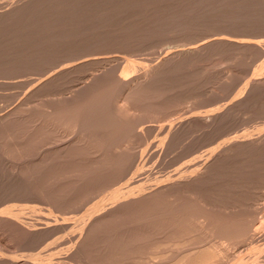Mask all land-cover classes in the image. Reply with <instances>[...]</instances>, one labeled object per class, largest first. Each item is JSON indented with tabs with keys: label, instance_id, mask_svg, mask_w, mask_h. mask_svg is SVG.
Masks as SVG:
<instances>
[{
	"label": "rangeland",
	"instance_id": "1",
	"mask_svg": "<svg viewBox=\"0 0 264 264\" xmlns=\"http://www.w3.org/2000/svg\"><path fill=\"white\" fill-rule=\"evenodd\" d=\"M4 1H5V3H4ZM4 1H0L1 3H2V5H4V6H2V7H0V10H4L5 8H8L10 5V3L11 2H15V0H11V2H10V0H4ZM9 1V2H8ZM16 1H18V0H16ZM64 1V2H63ZM94 1L95 0H90V1H88V0H62V1H59L61 4H62V2H63V6H61V7H64V9L62 8L61 9V7L60 6H57L56 4H59V5H61L60 3H58V1H53L52 2V4L50 3L49 4V2H48V5H47V9H45L44 7L45 6H43L42 7V5L40 6V7H37L34 11H30V13L31 12H37V13H40V15H39V17L37 18V16L38 15H35V13L33 14V13H31V14H33L34 15V17H36L37 18V20L39 19L40 20V16H41V18H43V16L46 14V18H47V14L49 15L48 16V18H47V20H46V18H45V16H44V18L43 19H41L40 21L38 20V24L39 25H42L41 23H43V21L42 20H44V21H47V22H44V24L46 25V27L45 28H47V29H44V31H42L43 29L42 28H44L43 26H45L44 24H43V26H40L41 28H38L39 26H36V23L34 24V22H35V20H36V18H32V16L33 15H31L30 16V13H29V11L27 12V13H25L26 15H27V17H28V19L26 18V19H24L23 17H26V15H24V16H20L19 18H21V20H23V21H21V20H17V19H19V18H17L16 20H12L11 22H9L8 24L7 23H5L7 26L9 25L10 27H7V26H5V28L7 29L8 28V30H9V32L10 33H12L13 34V32L12 31H17L18 29H19V26H18V28L16 27L17 25H18V22H19V25L21 24L22 25V23L23 22H25V23H23V24H26V25H23V27L25 28V26H28V24H30L29 25V29L32 31V29L34 30V29H36V30H34V32L32 31H29V33H28V30L29 29H27V28H25V30H26V33H28L27 34V36H29V37H27V38H25V36L26 35H24V38H20V36L18 35V34H20L21 32H19V31H21L22 30V33L23 34H26V33H24L25 31H24V28H21V30H18L17 32L15 31V33H16V35H18L19 36V38L20 39H23V42H20V41H22V40H20L19 38H17V39H19V40H17L16 39V35H15V33L13 34V36L15 37V39L17 40H15L14 39V37H12V34H11V36L10 35H8L7 36V38H6V34H5V32L6 33H8V30L7 31H5V29H3L2 28V30H0V32H1V34H0V37L2 38V40H4V41H0V45L1 44H3V45H1V47H0V52L2 51L1 49L4 47L5 49H8L10 46L12 47V45H13V47L15 46L13 43H15V41L18 43V42H20V44L21 43H24V44H27L26 43V41L28 42V44H29V46L31 47V45L30 44H32V43H34V44H32V46L34 47V49H32V47H31V49L32 50H34V52L33 53H35V51H36V53L35 54H31V53H29L30 54V59L29 60H27L26 61V58L28 57L29 58V56H25V54L26 55H28V52H26L25 54H23V51H22V47L24 46H21V48L19 49V50H21L22 51V53L19 51H17V50H14L13 51V48H9V51H13V52H15L16 54H20L22 57V60L23 59H25V60H23V62L24 61H26V62H24V63H26V64H24L23 62H22V67H21V62L20 61H22V60H20L21 58H19V60H18V58L17 57H19V54H18V56L16 55H12V57H16L17 58V60L20 62V63H18V64H20V67H19V69H18V66H17V68L16 69H14V71L16 70V71H18V72H12V70L13 69H10V71H11V73H10V71H9V73H8V71L6 70V72H7V74H5L6 72H5V65L6 64H8V66H6V68L7 67H11V63H12V61L10 62V59H9V57L8 56H10L13 52H10V54H8L9 53V51L8 50H4V51H2L3 53H7L8 54V56H5L3 59H6L5 61L6 62H4V60H2L1 59V57L2 56H0V60L1 61H3V63H5V65L3 66V63H2V66H0L1 67V69H0V71H4L3 73L6 75L5 77H8V78H3L2 76H4V75H2L3 73L1 72L0 73V78H1V83H0V117H4L5 116V114H9V113H12V112H14V111H16V110H18V109H20V107H19V105L21 106V108H23L22 107V105H24L25 103H27V102H29V106L30 107H33V108H35L36 109V112L37 113H39L40 112V109L41 108H43L44 107V105L45 104H47V100H51L52 98H58V97H63V95L65 96V95H68V94H70L71 93V90H70V93H69V90H68V88L70 87L71 89H72V87H80L84 82V80H85V82H87L88 80L87 79H91V78H89L90 76L91 77H93L92 76V74L93 75H95V74H99L100 72H102L103 70H106V69H112V68H117V71H118V73H120L121 71H120V69L121 68H123L125 65H126V62H130V63H133V64H135L136 66H135V71H133V72H129L130 74L129 75H127V77H131V76H136V75H141L142 74V72L144 73L146 70V68L148 67H150L152 64L154 65V63L156 64L157 62H159V60H161V59H163L166 55H168L169 53H171V52H173L174 50H176V49H178V48H187V47H194V46H197V45H200V44H202V43H204V42H207V41H210V40H213V39H216V38H231V39H233V38H235L236 40H238V38H239V40H240V38H242L243 40L245 39L246 40V38H247V40L246 41H249V42H258V40L259 41H263L264 40V25H262V24H264V18H263V16H264V13H263V15L261 14L262 13V11H261V13H260V10L259 9H264L263 7H264V5H262L263 7H261V8H259V6L261 5V4H264V3H262V2H264V0H262V2H259V1H261V0H257L256 1V4L258 3V6L254 3V1L255 0H252L253 2H252V7H256V8H259L258 10H259V12H257L256 11V9L254 10V8H252V7H250V6H248V5H251V3L250 4H248V3H246L245 2V0L244 1H242V0H213V1H211V0H209V2H210V6H211V2L213 3V5H212V8L210 7V6H208V8L210 7L211 9H213V11H212V13H211V11L209 12L208 11V13L206 12L205 14H207V15H209V16H207V18L205 17V15H203V19L204 20H206L205 21V23H204V20L202 19V16H200L199 17V20L200 19H202V21L201 22H203L202 24H201V22L198 20L197 22H198V24H197V22L196 23H194L195 24V29L194 30H192V29H190L189 27H192L193 28V26H194V24H192V25H187V27H185V29L186 28H188V29H186L187 31L190 29L191 31H188V32H190V34L189 33H184L185 32V29L183 30V31H181V30H179V32H180V35H182V36H180L179 35V32H178V30H176V31H174V30H170V28H169V26L170 27H172L171 25V23L169 22V24H171V25H168L167 24V22L164 20V19H158V20H160L161 21V24L159 23V27H161L160 25H162V24H164L165 22H166V28L164 27V30L166 29V32H168L169 30L171 31V33H170V31H169V36L165 33V31L164 30H162V29H160L159 27V29L160 30H162L161 32L163 33V34H166V36L164 35L163 36V34L161 35L159 32H160V30H158V29H155V27H157L158 26V24H155L154 25V27H153V24H152V26L150 25V23L148 22H146V21H144L145 22V24H146V28L148 27L147 25H149V27L148 28H150L151 27V30H152V28H153V30H154V32H158L157 33V35L159 34V36H157L156 37V33H154L155 35H154V37L152 36V35H150L151 37H152V39H151V37L148 35V33H151V32H148V30L149 29H144L145 27L144 26H141L142 28H137L136 29V26H133V27H131L130 25L131 24H133L136 20H133V17H135L134 19H136L139 15L138 14H140L141 12H143L142 10L143 9H141V6L143 5L144 6V10H145V4L147 5L146 6V8H147V10L149 11L148 13L146 12L147 10H145V14L148 16V18H149V16H153V14H157V12H162L160 9H162L163 10V8L165 9H168L167 11H170V7H168V6H173L174 4V7L175 6H177V4L180 2V4H178V6H177V8H178V10H179V12H180V9H182L181 11H186L185 9H189V8H193L191 5H189V3H190V1H192V0H189V3H188V0L185 2V0H183V3H182V0H175V2L172 0H169L167 3L169 4H165L166 3V1L164 0H159L160 2V4H158V0L156 1H154V0H152V3H151V1H149L150 3H151V5L149 6V3H148V0H144V2L142 1V0H134V1H132V0H130L131 2H133V3H135L134 5H133V3H131L130 1V3H131V5L128 3V2H126V0L124 1H122V0H96L95 2V4L96 5H98L97 7L94 5V4H92V3H94ZM104 1V2H103ZM114 1V2H113ZM119 1H120V3H119ZM128 1V0H127ZM136 1V2H135ZM139 1H141V2H139ZM154 1V2H153ZM194 1L195 2H200L201 4L203 3H207V1L206 0H199V1H197V0H193V2H191L190 4H196V3H194ZM202 1V2H201ZM206 1V2H205ZM51 2V1H50ZM66 2V3H65ZM92 2V3H91ZM108 2H110V3H108ZM128 3L129 5V7L127 8V6H125V4L126 3ZM141 4V6H140V8H139V3ZM157 2V3H156ZM161 2H162V4H164V5H166V6H162L163 8H161L160 6H161ZM165 2V3H164ZM172 2H174V3H172ZM176 2H178V3H176ZM241 2V3H240ZM247 2H251V0H249V1H247ZM137 3V4H136ZM144 3V4H143ZM153 3H154V5H153ZM200 3H198V4H196L195 6H194V8L196 7H198V5L200 4ZM215 3V4H214ZM243 3L244 4H246V6H248L249 8H247L246 9V6H244L243 5ZM253 3H254V6H253ZM261 3V4H260ZM54 4L56 5V7H59V8H57V9H61V10H56V7L54 6ZM70 4V5H69ZM91 4H92V6H91ZM103 4V5H102ZM106 4H108L109 5V8H108V5H107V7H106ZM119 4V5H118ZM157 4V5H156ZM184 4H186V5H184ZM1 5V4H0ZM7 5V6H6ZM50 5H51V7H52V9H54L55 8V11L57 12V13H54L55 11H53L52 9H49L48 7H50ZM90 5V6H89ZM127 5V4H126ZM135 5L137 6V7H135ZM154 7H153V6ZM160 5V6H159ZM168 5V6H167ZM190 7H189V6ZM243 5V6H242ZM96 8H95V7ZM106 7L105 8V10L104 9H102L103 7ZM114 6V7H113ZM130 6H131V9L133 8H139L140 9V11H137V9H134L135 10V12L133 11V13L135 14H137L136 16L134 15V16H131V15H133L132 14V12H131V15H129L130 14V11L128 12L127 11V9H130ZM134 6V7H133ZM148 6L151 8V9H153V10H155L156 11V9H157V12L156 13H151L150 11H152L153 12V10H149L148 9ZM157 6V7H156ZM171 6V7H172ZM182 6H184V7H186L185 9L182 7ZM215 6V7H214ZM238 6V7H237ZM3 7H5V8H3ZM50 7V8H51ZM89 7H91L90 9H89ZM99 7V8H98ZM126 7V8H125ZM160 7V8H159ZM174 7H172V8H174ZM240 7H242V9L240 8ZM244 7V8H243ZM2 8V9H1ZM40 10H39V9ZM154 8H156V9H154ZM170 8V9H169ZM196 8L194 9V10H196ZM208 9V10H211V9ZM250 8H252V10H249ZM72 9V10H71ZM94 9H97V11L98 12H94ZM101 9H102V11L104 10V12L101 14ZM132 9V10H133ZM166 9H165V11H166ZM261 9V10H262ZM37 10V11H36ZM46 10L49 12V10H51L50 12H52L53 14H57V16H59V18H58V21H57V25H55L56 24V20H55V17H54V15L52 14V16L54 17H51L50 16V12L48 13H46ZM106 10H109L110 11V13H109V11H107L108 12V15L107 14H105V16H104V13H106ZM116 10H118V11H116ZM131 10V11H132ZM241 10V11H240ZM242 10H243V12H245V13H247L248 11L249 12H251V11H255V13L257 12V13H259V14H261L258 18H261L259 21H263V23H261V22H258V21H256V20H258V18H256L255 19V17H256V15H258V14H249V16H251V17H253V18H251V17H249L248 16V14H246L247 15V18L249 17V18H251V19H254L253 21H256V23L254 24L253 22H252V20L251 19H247V23L249 24L250 22H248V20H250L253 24H254V26H250V30H249V25H245V21H244V19H245V14L244 15H242L243 14V12H242ZM38 11H40V12H38ZM42 11V12H41ZM45 11V13L44 14H42L43 12ZM154 11V12H155ZM165 11H163V12H165ZM166 11V12H167ZM240 11V12H239ZM264 11V10H263ZM74 12H76V13H74ZM139 12V13H138ZM166 12L164 13V15H163V13H162V18L164 17H166L165 15H166ZM171 12L172 11H170V12H167V14L169 15V14H171ZM196 12H197V10H196ZM242 12V13H241ZM36 13V14H37ZM67 13H69V14H67ZM88 13H90V14H88ZM95 15H94V14ZM129 13V14H128ZM150 13H151V15H150ZM215 13V14H214ZM251 13H254V12H251ZM59 14V15H58ZM110 14V15H109ZM118 14V15H117ZM141 14H144V12L143 13H141ZM145 14L144 15H140V16H142V17H139V19H140V21L142 22L143 21V16H145ZM160 14L161 13H159V14H157L158 16H159V18H160ZM181 14H182V12H181ZM203 14V13H202ZM214 14V15H213ZM63 16V20H62V16ZM73 15V16H72ZM98 15V16H97ZM112 15V16H111ZM117 17H116V16ZM127 15V16H126ZM156 15V16H157ZM168 15H167V18H168ZM211 15V16H210ZM213 15V16H212ZM56 16V15H55ZM57 16H56V19H57ZM77 16H78V18H77ZM113 16H114V19L115 20H113ZM158 16L157 17H155V15L153 16V18H158ZM196 16V15H195ZM194 16V17H195ZM217 16V17H216ZM242 18H241V17ZM262 16V17H261ZM60 17H61V19H60ZM92 17H94L93 19H92ZM107 17V18H106ZM112 17V18H111ZM127 17H129V18H127ZM211 17V18H210ZM214 17H216V18H214ZM30 18V19H29ZM50 18V19H49ZM52 18V19H51ZM97 18H98V21H99V24L100 25H98L97 23H98V21H97ZM106 18V19H105ZM109 18V19H108ZM141 18H142V20H141ZM145 18H146V16L144 17V20H145ZM206 18V19H205ZM213 18V19H212ZM34 19V20H33ZM55 20V24H54V22H52V20ZM68 19H70V20H68ZM117 19V20H116ZM138 19V18H137ZM150 19H151V21H152V18L150 17ZM194 19H197V17H195ZM240 19V20H239ZM245 19V20H246ZM29 20H30V22H29ZM34 22H33V21ZM48 20H49V23H48ZM53 20V21H54ZM94 20V21H93ZM129 20V21H128ZM132 20H133V23H132ZM165 22H164V21ZM218 20V21H217ZM20 21H21V23H20ZM51 21V22H50ZM65 21V22H64ZM81 21V22H80ZM108 21V22H107ZM111 21V22H110ZM116 21V22H115ZM131 21V23H130V25H129V22ZM137 21H139V20H137ZM135 22V23H138V22ZM139 21V23H141ZM164 23H163V22ZM12 22H17L16 23V26H14L15 24H13ZM28 22V23H27ZM40 22V23H39ZM59 22H64V23H61V25H59ZM67 22V23H66ZM74 22H76V23H74ZM95 22H97L96 24H95ZM106 22H107V24H106ZM114 22V23H113ZM210 22V23H209ZM213 22V23H212ZM257 22L258 23H261V27L260 26H256V24H257ZM13 24L12 26H14L15 28H13L12 26H11V24ZM34 24L35 26H36V28L35 27H33L32 28V24ZM48 25H47V24ZM55 25L54 27L53 26H51V25H53V24ZM68 23H69V26H67L68 25ZM80 23V25H78ZM189 22H187V24H188ZM200 23V24H199ZM37 24V25H38ZM65 24V25H64ZM94 24V25H93ZM113 24V25H112ZM142 24V23H141ZM191 24V23H190ZM251 24V23H250ZM20 25V26H21ZM115 25V26H114ZM117 25H119V26H117ZM140 26V24H137V26ZM143 25V24H142ZM201 25V26H200ZM252 25V24H251ZM1 26V25H0ZM50 26L52 29H55V27H56V29L57 30H55V31H52V29H51V31H50V27L48 28V27ZM60 26H61V28H60ZM91 28V29H98V30H94L95 32H96V35H100V34H102V32L105 34H102V36H105V37H107V40L105 39H100L101 38V35L99 36V39H100V41L102 40H104V41H106V43L104 44L103 42H100V44H99V46L97 45V46H94V45H96V43L95 42H93L94 41V39L92 40V38L93 37H95V39H97V37H96V35H95V32H93L94 33V35H93V33H92V31L93 30H91L89 27ZM97 26H100V28H101V30H99L100 28L99 27H97ZM117 26V27H116ZM131 28H130V27ZM163 26H165V24L164 25H162V27ZM189 26V27H188ZM198 26V27H197ZM208 26V27H207ZM246 26V27H245ZM1 27H3V25L1 26ZM22 27V26H21ZM31 27V28H30ZM58 27V28H57ZM70 28V29H68V28ZM74 27V28H73ZM76 27H79V28H76ZM84 27V28H83ZM95 27V28H94ZM107 27V28H106ZM109 27V28H108ZM120 27L122 28V29H120ZM127 27V28H126ZM134 27H135V30L136 31H139L138 29H143L144 31L146 30L147 31V33L144 35L143 34V32H142V30L141 31H139V32H134L135 30H134ZM144 27V28H143ZM161 27V28H162ZM182 27V26H181ZM233 27V28H232ZM257 27V28H256ZM17 28V29H16ZM60 28V29H59ZM66 28H67V30L69 31V33L67 32V30H66ZM72 28V29H71ZM75 28H76V30H75ZM86 28V29H85ZM127 29V30H130L129 32L130 33H128V31H126L125 29ZM129 28V29H128ZM169 28V29H168ZM198 28V29H197ZM245 28H247V29H245ZM1 29V28H0ZM15 29V30H14ZM42 29V30H41ZM64 29H65V31L66 32H64V33H66V34H64V33H62L63 31H64ZM81 29H82V32H81ZM119 30V32H118V30ZM125 30V32H124V36L122 35V33H121V35H120V32H122V30ZM131 29H133V31L131 30ZM168 29V30H167ZM172 29H174V27L172 28ZM196 29H197V31H196ZM63 30V31H62ZM71 30H73V31H71ZM77 30H79L78 32H77ZM87 32H86V31ZM88 30H89V36H93V37H89L91 40H92V42H89L90 40L87 38L88 36H86V35H81L82 36V38L84 37L85 39H87V40H85L84 38V40L87 42H89V43H94L92 46H94V47H91V44H89V45H87V47L89 46L90 48H92V49H90V54H85L83 51H85V49L87 48H83V47H85L86 45V42L84 43V40H82V38H81V36L80 35H77V33L78 34H87L88 35ZM91 30V31H90ZM104 30V31H103ZM111 30V31H110ZM117 32H116V31ZM158 30V31H157ZM4 31V34L2 33ZM24 31V32H23ZM39 31V32H38ZM57 31H58V33H57ZM60 31H62V32H60ZM74 31H76V33H74ZM98 31V32H97ZM102 31V32H101ZM107 31V33L108 34H106L105 32ZM115 31V32H114ZM164 31V32H163ZM186 31V32H187ZM31 32V33H30ZM48 34H47V33ZM49 32H51L52 34H53V32H55L54 33V35L57 37V38H59L60 39V41H59V39H57L56 37H54V39H53V37H52V39H51V35L52 34H49ZM81 32V33H80ZM100 32V33H99ZM110 32H113V33H116V35H114V34H111ZM127 32V33H126ZM134 32V34H133V36H135L134 38H132L133 36H132V33ZM175 34V36L177 37V39H176V37H174L173 36V33ZM176 32V33H175ZM183 32V33H182ZM198 32V33H197ZM200 32V33H199ZM18 33V34H17ZM33 33V42H31V39H29V38H31L30 36H31V34ZM57 33V34H56ZM67 33L69 34V35H67ZM73 35H77V38H76V36L74 37V38H71L72 37V34ZM98 33V34H97ZM110 33V34H109ZM118 33H119V35H118ZM131 34V35H128V36H126V34ZM141 33L143 34V35H141ZM145 33V32H144ZM4 36H3V35ZM23 34H22V36H23ZM30 34V35H29ZM34 34H36V35H34ZM59 34V35H58ZM92 34V35H91ZM151 34H153V32L151 33ZM172 34V35H171ZM177 34V35H176ZM183 34H186L185 36L183 35ZM189 34V35H188ZM2 35V36H1ZM53 35V36H54ZM63 35V36H62ZM66 35V36H65ZM107 35V36H106ZM109 35H112V36H109ZM138 35H141V36H139V38H138ZM148 37H147V36ZM9 36H10V38L12 37L15 41H13V39L11 38V40H10V38H9ZM59 36V37H58ZM70 36V37H69ZM109 36V37H108ZM115 36H117L118 38L120 37V36H123V38H125L126 37V39H127V37H128V39L127 40H125V39H121V38H119V40L121 39V41L119 42V41H117L118 39H115L116 41H114V39L112 38V37H115ZM131 36V37H130ZM142 36H146L147 37V40H148V38H150L148 41H145V40H143L144 38H146V37H143L142 38ZM173 36V37H172ZM62 37V38H61ZM68 37V38H67ZM79 37V38H78ZM117 37H115V38H117ZM141 37V38H140ZM156 37V38H155ZM135 38H138L137 40L135 39ZM180 38H181V40H180ZM69 39V40H68ZM75 39V40H74ZM77 39V40H76ZM98 39V40H99ZM109 39V40H108ZM131 39V40H130ZM134 39V40H133ZM141 39V40H140ZM235 39H233V40H235ZM24 40H26L25 42H24ZM29 40H30V42L31 43H29ZM53 40V41H52ZM78 40H80V41H82L83 42V47H81V45L80 44H82L80 41H78ZM112 42H111V41ZM125 40V41H124ZM251 40H253V41H251ZM255 40V41H254ZM51 41V42H50ZM72 41V42H71ZM96 41V40H95ZM108 41V42H107ZM130 41V42H129ZM138 41V42H137ZM140 41V42H139ZM145 41V43L143 44V42ZM11 42H13L12 44H11ZM61 42H63V43H61ZM69 42H71V43H69ZM87 42V43H88ZM97 42V41H96ZM115 42V43H114ZM5 43H7L6 44V46H5ZM9 43V44H8ZM36 43V44H35ZM58 43V44H57ZM67 43V44H66ZM77 43H80V44H77ZM101 43H103V45L101 44ZM142 43V44H141ZM27 44V45H28ZM97 44H98V42H97ZM8 45H10V46H8ZM22 45V44H21ZM26 45V46H27ZM35 45V46H34ZM57 45V46H56ZM60 45V47H58ZM77 45H78V47L80 46L81 47V49H80V47L79 48H77ZM126 45V46H125ZM130 45V46H129ZM25 46V47H26ZM19 47V44H18V46H17V44H16V47H14L15 49H17ZM30 47H26V49L28 48V49H30ZM53 47H54V49H53ZM24 48V47H23ZM239 48H241L240 50H239ZM12 49V50H11ZM25 49V48H24ZM27 49V51H29V52H31L30 50H28ZM36 49V50H35ZM84 49V50H83ZM222 49H223V51H222ZM248 49V52H246V50ZM252 49H254V48H252ZM264 49V48H263ZM262 49V51L264 52V50ZM81 50V51H80ZM225 50V51H224ZM241 50H243V52L241 51ZM254 50H256V49H254ZM254 50H253V52H254ZM26 51V50H25ZM24 51V52H25ZM239 51V52H238ZM259 51V52H258ZM261 50H257L256 51V53H261L260 52ZM1 52V54L3 55V53ZM80 52V53H79ZM85 52H89L88 51V48L86 49V51ZM252 51H251V48H250V50H249V48L248 47H245L244 49H243V47H235V46H231V45H227V46H223V47H216V48H213L208 54H205L204 55V58L202 57V58H199L198 60L197 59H193V62H192V59H188L187 60V62L185 63V68H187V69H184V71L182 72L183 74H185V71H186V73L188 74V79H187V77H182V75L179 73V76L181 77V78H185V81L184 80H182L180 77H179V80L181 79L182 80V83H183V81H184V83L186 82L187 83V81L189 80V79H191V78H193V79H196V80H194V82H189L188 81V83H190V85L192 84V86L190 87V85L188 86V88H186L187 86H185V87H183L185 84L183 83H181V80L180 81H178L177 79V81L178 82H180L182 85H180V86H182L181 88L182 89H184V88H186L187 90V92L186 91H184V90H181L180 88L178 89V87H180V86H178V87H176V85H179V83L178 82H176V81H174V79L175 78H178V76L177 77H175V75L173 76L172 75V77L174 78V79H172V77L171 76H169V79H170V77H171V79H172V81H173V83H178V84H176L175 83V85L173 84V86L171 85L172 83L171 82H169V80H168V78H167V80L168 81H164V83H166L167 82V85L168 86H171V87H168L166 84H164V83H162V84H164L163 86H162V84H161V86H162V88L163 87H165V88H171L172 89V91H173V88H174V86H175V88H177L178 90H181V91H178L177 89L175 90V88H174V92H170L171 91V89H169V91H168V88L165 90V88H161L160 86L158 87L159 88V92H168L167 94L165 93L164 94V96H163V98H160V99H163V101L165 100H167L168 99V103H167V105H166V102L163 104L164 106H165V108L163 107V105H162V102H160L161 104L160 105H162V106H157V108H158V110H159V108L160 109H162L161 107H163V109L162 110H165V115H167L169 112H170V114H172V115H170V114H168L167 116H165L164 115V112L163 111H161L162 113H163V115H162V113L160 112V111H158L157 109H155L156 111H158L159 113H156V114H158V115H156V116H153V117H151L150 115L152 114V111L151 110H153L152 108L150 109V108H148V110H147V108H144L145 110H146V112L147 113H145V110H144V112H143V114L144 115H146V114H149V116H144L143 114V117L144 118H146V120L148 119V117H149V119H148V121H145L144 120V118H143V123L146 125L147 124V126L148 127H146L144 124L142 125V124H140L139 125V127H138V129H137V132H138V134L137 135H134V133H130V132H128L129 134V140L131 141H129V143H128V139H126L125 141L126 142H124V144H125V146L126 147H124V144H123V149H125L126 148V150H128V146L130 145V143H131V145L132 144H135L134 146L132 145H130L131 147H132V149L130 148V146H129V149H131V150H134L135 152H137V154L134 152V154H136V155H134L132 152H128V151H126L127 153H128V157H129V154H131V156H132V154H133V157H132V160L136 157V159H134L135 160V163H136V165H138V166H136V165H134V169H133V171L134 170H136V171H134V172H132V173H128V172H131V170H132V167L126 172V174H124V173H122V172H124L125 171V168H124V166H125V164H126V162H122V163H125V164H121V162H120V165H121V167H120V165L119 166H117V169H118V167L119 168H124V171H123V169H119L116 173L117 174H119L120 172H121V174L120 175H117L119 178V181H118V179H115V183L113 182L114 180L112 179V177L114 176V178H116L117 176L115 175V172L114 171H112L113 173H114V175H113V173H110V175L109 176H112L111 178L108 176V174L107 175H104V176H107V178L109 177V179H111L110 181H107V178L106 177H104L103 176V178L106 180H104L103 178H102V180L101 181H105V183L106 184H104L103 182H95V183H98V184H96L97 186H99L98 188H100V185L102 186V185H105L104 187H106L105 188V190H103V191H101L103 188H101V190H98V188H97V186H95V183H94V180H91V181H93V183L90 181V180H87L86 182L87 183H89V182H91V183H89V184H91V185H89V186H87V185H84L85 184V182H84V184H81L82 185V187L84 186H86V187H88V188H82V189H75V188H77L76 186L75 187H73V184L72 183H70L71 185H68L67 186V184H69L68 182H70L69 180H66L64 177H61L62 175V173L63 172H59V170H60V168H62V166H63V168L65 167L64 165H65V163H66V165H68L67 167H72L71 166V164H73V166L75 165L76 166V164H77V166L79 167V165L81 166V168L82 167H84L83 166V164L80 162V160H79V158L81 159V160H83L85 157L86 158H88L87 156H85L83 159H82V157L84 156L83 154H81L82 155V157H78V159H76L75 158V162H77V163H75L74 162V159H71V161H72V163L71 162H69L70 160H68V161H66L65 160V162L63 161V163L61 162V161H58V162H54V164H56V163H58V164H60V162H61V164L60 165H62V166H60V168L59 167H55V166H57L58 164H56V165H53V167H51L50 165H48V167H44L43 169H46V170H43V172H41V174H39L38 175V173H37V170L39 169V168H41L42 167V165L44 164L43 162H41L40 161V159H39V157L41 156V153H39V155H36L35 153L37 152V146L39 145V143L41 142V140H46L48 137L47 136H49L51 133V129H50V126L49 125H45V124H43V126H41L43 129L41 130V131H39V132H37L36 134L37 135H35V138L33 139V140H31L30 141V143L29 144H27V146H25V144H26V140L24 139H22L21 138V135L23 134V131H24V129L22 128V127H20V125H18V127H14L15 129H13L12 131H14V133L15 134H18V135H16L17 137H14L15 135H14V133L13 134H11L12 136H13V138H11V139H13V140H11V139H9V140H11V141H13L12 143H14V145H15V143H16V146H14V148H13V146L11 145V143H9L10 145H8V146H10V147H8L9 149L11 148V146H12V148L10 149V150H8L7 148H6V146L7 145H5V147H4V149H6V150H4V152L6 153V151H11L12 149L13 150H16V151H14V152H12V154H11V152L9 153L8 152V154H11L12 155V157H13V154L14 153H16L17 155H19V156H15V154H14V158H12L11 157V160H10V158L8 157V154H7V157L9 158V162L7 161L8 160V158L6 157V156H2L1 155V151H0V160L4 163L3 165L5 166V168H4V166L0 163V166L2 167V168H4L5 170H7V171H5L4 169H2V168H0V177H1V172H4V173H6L7 174V177L6 178H9L8 180L7 179H5V178H3V175H4V173L2 174V179H3V181H2V179H0V181H2V182H0V184H2L3 182L5 183L6 182V184L9 186L10 185V187H8L7 188V185L6 184H4V186H0V189L2 190H0V214H1V211H3V210H6V209H8V208H10L11 210H12V212L13 213H15V214H17V216H13V217H11V218H13V219H11L10 217H2V215H0V255L1 256H3V257H1V258H3V259H1L0 258V262H1V260H2V262H5L6 260H7V258H10V260L9 261H11V260H13V261H11V262H22V263H20V264H23V262H25L26 264H107V263H109L111 260H113V262L111 263H109V264H122V263H124V264H132V262H133V264H137V259L140 261L141 259H142V262L140 261V262H138V264H159L160 262L163 264L164 262H165V264L166 263H168V264H175L176 262V260H177V262H178V258H180L181 257V259L180 260H182V261H180V263L179 264H196L197 262V264H243L241 261L243 260V262H244V264H257L258 262L257 261H259V263L260 264H263L264 262V260L263 261H260L261 260V258L262 257H264V254L263 253H261L260 251H264V247H262L261 245H263L264 246V243L263 242H261V241H264V234H262L263 233V231H264V146H262V147H255V146H240V148H238L237 149V147L236 148H234V149H232V150H230L229 152H227V154L225 155V156H222L221 158H219L218 160L219 161H215L214 162V164L211 166V168L209 169V171H208V173H207V175H206V177H205V180H203L201 183H204V184H202V186H204V188L206 189H202V191L200 190L199 192H202V193H199L198 194V197H199V200H200V203H202L203 201V203H202V205L204 204V203H206V205H208V206H206L205 204V206L207 207V208H209V210L212 208V211L214 212V213H216V214H222V213H220V212H226V214H229L230 212L229 211H233L234 210V212L233 213H235L236 214V212H237V210H239L238 211V213L240 212V210H245V209H249L251 212L253 211V214L255 215H253V217L256 219V222H257V224H256V222L254 221V225H253V227H252V229L254 230H252L251 229V231H250V233H249V236L247 237V242L246 241H243V242H238V243H236L235 244V246H234V244H233V249H232V247L228 244V242H226V241H223V242H226V243H223V244H221V242H222V240H219L218 241V243H216V244H218L220 247H222V248H219V246H218V248L220 249V251H223V253L222 252H220L221 254H219V252H218V254L217 255H215L216 256V258H215V260H214V257L215 256H209L210 258L211 257H213L212 258V260H208V262H207V260H200V258H199V260H197L196 261V259L194 258V257H197V256H193V255H191V256H188V257H190V258H185L186 256V254H182L181 252H183V251H185L186 252V250H192V248H194V244H195V242L196 241H199V244H198V242H196L197 244L196 245H200L201 247H203V245L205 244V241H207V240H204V241H202V243L201 244H203V242H204V244L203 245H201L200 244V241H201V239L202 238H200L199 236H201V234H203L201 231H199V229H198V227L200 228V224L199 223H195L196 225H194V224H192V223H189V224H185L186 226V231L185 232H183V233H179V234H177V233H175V235L177 234L178 236H180V237H178V236H175V237H177V238H179V241H177L178 239H176L175 237H172L173 235L172 234H174V231H172V230H174V228H172V230H171V227L169 228V231L168 232H165L166 231V229H165V226H166V223H168V220L166 221V222H163V223H161L160 222V225L159 224H157V226L159 225L160 226V228H158L159 229V231L156 229V225L155 226H153V221L152 222H150V223H152L151 225L153 226V228L152 227H150V231L152 232L153 230L155 231V230H157L158 232V234L160 235V237H159V235H157V238L155 237V235H156V233H154V231L152 232L153 234H155V235H153V239H152V234L151 235H149L151 232L150 231H148V229H147V227H149V226H151V225H147L146 226V223H145V225L141 222L142 220H143V216H139L140 218H142V220H140V218L138 219L139 220V223L138 224H140V225H142L141 227H139V225L138 224H134L133 222H134V219L132 220V222H131V224L133 223L134 224V226L136 227V231H135V227L133 226V224L131 225L130 224V222L129 221H131V220H129V219H131V218H133L134 216H135V219H136V215L135 214H137V215H141V213L139 212V211H141V212H143V209H140L139 210V208L137 207V210H136V207L134 208L135 209V211H137V212H139V213H137V212H135V214L133 215L131 212H133L134 211V209L132 208V206L130 205V207L129 206H127V207H125V208H123V209H121L122 211H121V214L119 213L120 211H118V210H120V209H118V210H115L114 212H111L112 214L113 213H115V214H118L119 213V215H110V213H109V215L107 216L106 215V217H105V219L107 220H105V219H103L102 221H101V223L103 224L104 222H106V223H104L105 225L103 226L101 223H99L100 225H101V227H100V225L98 224L97 226H99V227H97V228H99V229H97L96 227H95V229H97V230H95V229H93L94 231H89V234H87L86 236H84V237H81V239L80 238H77L78 237V234H79V229H78V227H81V225L83 224V225H85V224H87L88 222H90V216H92L93 214H94V210H97V208H99V206H101V205H104L105 206V204H107L106 206H109V205H111L110 203H113V202H116V201H119L120 199H122V198H124V197H126V195L128 194L129 195V193L131 192V191H133V195H138V192H139V194L140 193H144L145 191H151L153 188L154 189H156L155 187H158V184H159V186H160V184H162L161 182H165L166 181V179H167V176H165V175H167L170 171H172L171 172V174H168V177H170L171 175H174L175 174V172H176V170L178 169V170H181V175H184V173L185 174H187L186 173V170H189V171H191V172H188V173H192V172H196V171H199V169L202 167V168H204L206 165H204V164H206L207 163V158L209 157V155L211 154V153H218V149H219V145H221V144H223L226 140H228V139H230V138H233V137H237V136H243V135H247L249 138H258V137H262V136H264V104H262L263 102H262V99L264 98V96H263V92H264V54H262V55H260L259 54V56H261V57H259L258 58V60H257V57H258V55L256 56V54L254 55L255 57H256V59H254V60H256V61H252L253 60V57H252V53H251ZM262 52V53H263ZM15 53H13V54H15ZM65 53V54H64ZM69 53V54H68ZM71 53V54H70ZM74 55H73V54ZM80 55H79V54ZM6 54V55H7ZM25 56H23V55ZM81 54H82V56H81ZM83 54H85V56H83ZM224 54V55H223ZM252 54V55H251ZM34 55V56H33ZM64 55V56H63ZM69 55V56H68ZM249 55H251L250 57H249ZM32 56V57H31ZM57 56V57H56ZM74 57V59H75V57L77 58V57H79V56H81V57H79V58H77L76 60H74L73 59V61H65V59L66 60H68V59H70L69 57H71V58H73ZM206 56V57H205ZM239 56V57H238ZM241 56V57H240ZM244 56H246V57H244ZM263 56V57H262ZM33 57H34V59H33ZM207 57H209V58H207ZM248 57V58H247ZM10 58H11V56H10ZM16 58H14V59H16ZM60 58V59H59ZM68 58V59H67ZM206 58V59H205ZM247 58V59H246ZM12 59V58H11ZM14 59H12V60H14ZM205 59V60H204ZM7 60H9L8 62H7ZM34 60V61H33ZM36 60V61H35ZM63 60V61H62ZM194 60H196V61H194ZM17 61V62H18ZM29 61V64L27 63ZM61 61V63L59 64V66L57 67H53L55 64H57V63H59ZM191 61V62H190ZM199 61V62H198ZM252 61V64L250 63ZM10 62V63H9ZM40 62V63H39ZM195 62H196V64H195ZM198 62V63H197ZM247 62L249 63V64H247ZM254 62V63H253ZM0 63V64H1ZM33 63V64H32ZM149 63H151V64H149ZM191 63V64H190ZM14 65H16L15 64V61H14V63H13ZM35 64H37L36 66H35ZM70 64H74L75 65V69L73 70V72L71 71V72H69V74H67V75H69V76H67V77H69V78H66L65 80H60V81H58V82H56L55 84L54 83H51V84H44V83H46V81H48L49 79H51L52 77H54V75L56 76L55 77V79L58 77L57 75V72L58 71H60L59 69H61V70H63V69H67L69 66H70ZM82 64V65H81ZM192 64H193V66L194 65H196L195 66V70H194V68H193V66H192ZM197 64L199 65L198 67H197ZM10 65V66H9ZM26 65V66H25ZM30 65V66H29ZM34 65V66H33ZM122 65H123V67H122ZM147 65V66H146ZM148 65H150V66H148ZM143 66H146V67H143ZM189 66V67H188ZM13 67V65H12V67L11 68H14ZM71 67H73V66H71ZM140 67V68H139ZM144 68V70H143V68ZM3 68V69H2ZM25 68V69H24ZM189 68V69H188ZM190 68H191V71H192V75H190L191 74V72H190ZM200 68V69H199ZM119 69V70H118ZM142 69V70H141ZM197 69H199V70H197ZM262 69V70H261ZM141 70V71H140ZM195 71V72H194ZM98 72V73H97ZM194 72V73H193ZM203 72V73H202ZM190 73V74H189ZM57 74V75H56ZM73 74V75H72ZM128 74V73H127ZM187 74H185V75H183V76H187ZM194 74H195V76H197V77H195L194 76ZM202 74H205V75H203V76H201ZM2 75V76H1ZM200 75V76H199ZM193 76V77H192ZM199 76V77H198ZM66 77V76H65ZM64 77V78H65ZM71 77V78H70ZM191 77V78H190ZM74 78V79H73ZM199 78H200V81H199ZM171 79H170V81H171ZM193 79H192V81H193ZM2 80H4L5 82H3L2 83ZM87 80V81H86ZM191 81V80H190ZM195 81H199L198 83L196 82L195 83ZM205 81V82H204ZM63 82V83H62ZM78 82V83H77ZM81 82H82V84H81ZM207 82V83H206ZM260 82V83H259ZM255 83H259V84H261V87L259 86V84L258 85H256V88L254 87L255 85ZM194 84V85H193ZM198 84V85H197ZM39 85H41L40 86V88L38 87ZM42 85H44V86H42ZM77 85V86H76ZM160 85V84H159ZM250 86H252V87H254L255 88V90L253 89V88H251V90H253V92H251L250 91ZM259 86V87H258ZM38 87V88H37ZM156 87H157V85H156ZM173 87V88H172ZM190 87V88H189ZM65 88H67V89H65ZM69 88V89H70ZM259 90H262L261 91V93H259L258 92V89ZM261 88V89H260ZM36 89H38V91L36 90ZM41 89V90H40ZM61 89H64V91L65 90H68L67 92H65V93H63L62 94V91L63 90H61ZM191 89V90H190ZM249 89V90H248ZM256 89H257V92L259 93L258 94V98L262 95L263 97H260L259 98V100H258V98H257V93L255 94L254 93V91L256 92ZM72 90H74V89H72ZM165 90V91H164ZM246 90H248V91H246ZM63 91V92H64ZM175 91H178V92H175ZM183 91V92H182ZM206 91V92H205ZM61 94L60 96H59V93ZM181 92V93H180ZM208 92V93H207ZM248 92V93H247ZM253 93L252 94V96L250 97L249 95H251V93ZM31 93V94H30ZM47 93L49 94V95H47ZM174 93H179L180 95H177V94H174ZM184 93V94H183ZM192 93V94H191ZM250 93V94H249ZM53 94V95H52ZM176 96V98L175 99H173L174 98V95ZM245 94V95H244ZM254 94H255V97L257 98V99H255V101H252L251 102V100L253 99L254 100ZM31 95V96H30ZM169 96V97H166V96ZM171 95H173V96H171ZM206 95V96H205ZM249 96L250 98H252L251 100L249 99V97L244 101V102H242V103H240V104H235V106L229 111L230 113L228 114V115H230V114H232V115H230V116H232L233 118H228V115L226 114V117L228 118V119H226V120H228L227 122H225V119L222 121V123L220 124V125H218V127L216 126V127H213V128H211V127H206V124L208 123L207 122V120L206 119H204V118H201V120L200 121H197V123H195V125H193V126H191V128H193L192 129V132L194 133H190L191 131L189 130L188 131V129H186L185 131H184V135H183V133H181V134H179L178 135V137L179 136H181L182 137V139L187 135V133H188V138H184L183 139V141H182V139H179L182 143H180V142H178L179 140H177V137H176V139H175V137H173L174 138V140H172V138L170 137V135H168L169 134V132L167 131V130H169L168 128H167V125L170 123V124H174L175 122H176V120L177 119H179V118H177V116H178V114H181V113H183L185 116L184 117H186V116H190V114H191V112H192V114H195V113H193V111L194 112H196V113H199V114H201V115H207V114H209V113H211V110H213V109H216L215 107H217L218 105V107H217V109L215 110V111H218V110H223L224 109V107H226V106H228V105H232L231 103L233 102H235V101H237L236 99H240V97L241 96ZM30 96V97H29ZM49 96H51L50 98H49ZM177 96H178V98H177ZM180 96V97H179ZM184 96V97H183ZM191 96V97H190ZM166 97V99H164ZM29 98V99H28ZM181 98V99H180ZM189 98H191L190 99V101H189ZM244 97H242L241 99H243ZM26 99L28 100V101H26ZM172 99V100H171ZM187 99V100H186ZM238 99V100H239ZM170 100V101H169ZM173 100H176V101H173ZM257 100L258 101H260L261 102V106L263 107V108H259L258 109V107H261V106H259V103L257 102ZM26 101V102H25ZM161 101V100H160ZM172 101V102H171ZM213 101H214V104H213ZM247 101H250L252 104H253V106H252V104L250 103V102H248L247 103ZM264 101V100H263ZM181 102H182V104H181ZM190 102V103H189ZM255 102L257 103V104H255ZM184 104H186V105H184ZM188 104V105H187ZM244 104V106H241V105H243ZM134 105V106H133ZM133 105L131 104H129V107H133V108H135V105H137L136 106V108L135 109H137L138 111H140V112H138L137 110L136 111H134V113L136 114H140L141 113V110H139V109H142V108H137V107H140L139 105H140V103L138 104V103H136L135 102V104L133 103ZM158 105H159V103H158ZM174 105V106H173ZM234 105V104H233ZM238 105V107H236ZM255 105L257 106V107H255ZM17 106V107H16ZM127 106H128V104H127ZM177 106H180V107H177ZM188 108H187V107ZM197 106V107H196ZM208 106V107H207ZM211 106V107H210ZM240 106V107H239ZM250 106H252V108L250 107ZM151 107V106H150ZM152 107H156V106H152ZM194 107V108H193ZM245 107H249V108H245ZM15 108H18V109H15ZM184 108H187V109H184ZM200 109V110H197V109ZM14 111H13V110ZM167 109V110H166ZM184 109V110H183ZM191 109V111H190V114H189V112H188V115H186V113H187V111H189V110ZM244 109H246V110H244ZM251 109V110H250ZM11 110V111H10ZM187 110V111H186ZM196 110V111H195ZM205 110V111H204ZM154 111V110H153ZM168 111V112H167ZM174 111H179L178 113L177 112H175V113H173ZM199 111V112H198ZM241 111V112H240ZM245 111V112H244ZM259 111H262V112H259ZM9 112V113H8ZM132 112V111H131ZM167 112V113H166ZM186 112V113H185ZM154 113V112H153ZM236 113V114H235ZM244 113H246V114H244ZM183 114H181L182 116H183ZM191 114V115H192ZM252 114V115H251ZM260 114V115H259ZM262 114V115H261ZM172 116L171 118H169L170 116ZM235 117H234V116ZM238 115V116H237ZM245 115V117H243ZM258 115V116H257ZM180 116V115H179ZM178 116V117H179ZM242 116V117H241ZM253 116V117H252ZM161 117H163V118H161ZM165 117H167V118H165ZM225 117V118H226ZM261 117V118H260ZM160 118V119H159ZM176 118V119H175ZM181 118V117H180ZM242 118H244V119H242ZM167 119L168 120H172V119H174L173 121L174 122H172V121H170L169 123H168V121H167ZM244 121H242V120ZM250 119V120H249ZM260 119V120H259ZM14 120H16V119H14ZM150 120H152V122H153V124H151L152 122L150 121ZM160 120H165L167 123H166V127L165 128H160V127H158L160 124H165V122H162V121H160ZM255 120V121H254ZM148 122V123H147ZM155 122H159L158 124L157 123H155ZM162 122V123H161ZM251 122V123H250ZM150 123V124H149ZM254 123V124H253ZM45 125V126H44ZM158 125V126H157ZM46 127V128H45ZM169 127V126H168ZM220 127V128H219ZM144 128H146V131L148 130V128L150 129H152V131H151V129H150V131L148 130L147 132H144L145 131V129ZM191 128H189V129H191ZM196 128H197V130H196ZM17 129V130H16ZM142 129V130H141ZM143 129H144V131H143ZM154 129V130H153ZM159 129V130H158ZM167 129V130H166ZM207 129H209V130H206ZM157 130V131H156ZM194 130V131H193ZM218 130V131H217ZM140 131V132H139ZM187 131V132H186ZM197 131V133H195ZM210 131V132H209ZM149 132V135H150V137H147V136H149V135H146V133H148ZM164 132V133H163ZM167 132H168V134H167ZM185 132H186V135H185ZM204 132V133H203ZM12 133V132H11ZM56 132H53L52 134H51V137H54V134H55ZM57 133H59V132H57ZM140 133H142L143 134V136L144 137H142V134H140ZM171 133V132H170ZM208 133V134H207ZM210 133V134H209ZM251 133H253V136H252V134ZM258 133H259V135H258ZM61 133H59V134H56L55 135V137L56 138H58L59 136H57V135H60ZM167 136H166V135ZM198 134H199V137H198ZM207 134V135H206ZM263 134V135H262ZM159 135V136H158ZM163 135V136H162ZM192 135V136H191ZM257 135V136H256ZM262 135V136H261ZM141 136V137H140ZM150 140H152V141H154L155 139V142H152L151 143V140L149 141L148 139L146 140V137ZM164 136H165V140L163 139L164 138ZM184 136V137H183ZM200 136H202V137H200ZM251 136V137H250ZM128 137H126V138H128ZM157 137L159 138V137H163L162 139L161 138H159V139H157ZM169 137H170V139H169ZM180 137V138H181ZM192 137H195L194 138V140L192 141L191 139H192ZM198 137V138H197ZM14 138H15V140H17L16 142H14L15 140H14ZM17 138V139H16ZM39 138V139H38ZM46 138V139H45ZM49 138H50V136H49ZM140 138V139H139ZM141 138H143V141L141 140ZM145 138V139H144ZM196 138H197V142H196ZM199 139H200V141H199ZM144 140H146V142L147 143H145L144 142ZM157 140H159V142H157ZM165 142H164V141ZM170 140V141H169ZM176 140V141H175ZM189 140H191V141H189ZM202 140V141H201ZM161 141V142H160ZM9 142V141H8ZM175 142H177V143H179V145H176V143ZM187 142V143H186ZM191 142V143H190ZM193 142V143H192ZM200 142V144H198ZM127 143V144H126ZM144 143V144H143ZM149 143H151L152 145L151 146H149L150 144ZM154 143L157 145H159V146H157V148L155 149V147H156V145H154ZM162 145H161V144ZM174 143V144H173ZM6 144H8L7 142H6ZM129 144V145H128ZM147 144H148V146H147ZM172 145H175V149H174V146H172ZM181 145V146H180ZM198 146V148H197V146ZM179 146V147H178ZM195 146V147H194ZM218 148H217V147ZM148 149H147V148ZM152 147V148H151ZM154 147V148H153ZM159 147H161V148H159ZM163 147H166V148H163ZM191 147V148H190ZM247 147V148H246ZM17 148V149H16ZM134 148V149H133ZM143 148H145V149H143ZM197 148V149H196ZM215 148V149H214ZM217 148V149H216ZM0 149H1V146H0ZM147 149V150H146ZM152 149H154V150H159V153H157L158 152V150L156 151V153L158 154H156V153H154L155 151L154 150H152ZM174 151H173V150ZM194 149V150H193ZM257 149V150H256ZM259 149V150H258ZM18 150V151H17ZM143 152H142V151ZM144 150L145 151H150L149 153L148 152H145L144 153ZM164 150V151H163ZM165 150L167 151H172V153L173 152H175V153H173V154H171L170 152H167L166 154L167 155H170L171 154V156L172 155H174L175 154V156H176V154H177V156L176 157H178V156H181V158L179 157L178 159L175 157V156H172V158L174 157V159L172 160L171 159V156L169 157H167V156H164L163 154H165L164 152H165ZM177 150V151H176ZM196 150V151H195ZM130 151V150H129ZM197 151H198V153H197ZM213 151V152H212ZM260 151V152H259ZM3 151H2V153H4ZM141 152V153H140ZM162 152V153H161ZM192 152V153H191ZM197 153L196 155H195V153ZM4 153V154H5ZM82 153H85V152H82ZM142 153H144V154H142ZM148 153V154H147ZM169 153V154H168ZM244 153V154H243ZM139 154V155H138ZM160 154H162L163 156L161 157V155ZM165 154V155H166ZM242 154V155H241ZM85 155H86V153H85ZM148 156V157H146V156ZM195 156L194 157V159L192 158H190L191 156ZM199 155V156H198ZM212 155V154H211ZM210 155V156H211ZM258 155H259V157H258ZM138 156V157H137ZM140 156V157H139ZM142 156V157H141ZM150 156H154V157H152V159L154 160V161H156L154 164H153V162H151L152 160H150L151 159V157ZM155 156L157 157V159H155ZM190 156V157H189ZM192 156V157H193ZM241 156V157H240ZM246 156V157H245ZM90 157V156H89ZM149 157H150V159H149ZM16 158H17V161H15L16 160ZM138 158V159H137ZM140 158V159H139ZM148 158V159H147ZM159 158H160V163L161 164H163V165H159V167H160V169L161 170H163L162 169V167L164 168V172L162 171L161 172V170H159L158 169V167H157V169L155 168L157 165H158V163H157V161H159ZM162 158V159H161ZM167 158H169V159H171L172 160V163L174 162V164H171V162H170V160L169 159H167L169 162H170V165H168V161L166 160ZM176 158V159H175ZM187 158L188 159H190V160H192V161H189V160H187ZM237 158V159H236ZM242 158V159H241ZM6 160V161H4V160ZM36 159V160H35ZM163 159H165L164 161H163ZM183 159H186V160H182ZM21 160V161H20ZM77 160V161H76ZM79 160V161H78ZM84 160H86V159H84ZM88 160H90V159H87V162H88ZM136 160H138V161H136ZM162 160V161H161ZM175 160H176V164H175ZM177 160H181V161H178L177 162ZM149 161V162H148ZM239 161V162H238ZM87 162H85L86 164H87ZM139 162V163H138ZM165 162H168L167 163V165H168V167L170 168H168L167 167V165H166V167H167V169L165 168V165H164V163ZM187 162V163H186ZM205 162V163H204ZM237 162V163H236ZM16 163V164H15ZM69 163V164H68ZM83 163H84V161H83ZM132 163H134V162H132ZM134 163V164H135ZM153 165H152V164ZM177 163H180V164H177ZM216 163V164H215ZM243 163H245V164H243ZM248 163H250V164H248ZM6 164H8V165H6ZM64 164V165H63ZM144 164V165H143ZM149 166H148V165ZM182 164V165H181ZM241 164V165H240ZM146 165V166H145ZM153 166V168H152V166ZM172 165V166H171ZM178 165H181V167H177ZM203 165V166H202ZM220 165V166H219ZM251 165V166H250ZM50 166V167H49ZM59 166V165H58ZM133 166V165H132ZM151 166V167H150ZM162 166V167H161ZM174 166H176V167H174ZM184 166V167H183ZM12 167H14V168H12ZM137 167V168H136ZM148 167V168H147ZM171 167H172V170H171ZM187 167V168H186ZM238 167V168H237ZM244 167V168H243ZM7 168V169H6ZM51 168V170H52V168H54V169H57V171L56 172H52V171H55V170H50L49 171V169ZM61 169V171L63 170H65V169ZM136 168V169H135ZM139 168L141 169V170H139ZM145 168V169H144ZM151 168V169H150ZM173 168L175 169V171H173ZM186 168V169H185ZM193 168V169H192ZM194 168H195V170H194ZM224 168V169H223ZM240 168V169H239ZM12 169V170H11ZM16 169V170H15ZM154 169H156L158 172H159V175L160 176H157L158 175V172L156 171V170H154ZM168 169H169V171H168ZM244 169V170H243ZM4 170V171H3ZM146 170V171H145ZM147 170H148V172H147ZM167 170V171H166ZM184 170H185V172H184ZM225 170V171H224ZM239 170V171H238ZM259 170V171H258ZM120 171V172H119ZM144 171V172H143ZM156 171V172H155ZM248 171V172H247ZM33 172V173H32ZM36 172V173H35ZM119 172V173H118ZM151 172L153 173L154 172V179L152 178V174H151ZM166 172H168V173H166ZM245 172V173H244ZM8 173L10 174V175H8ZM134 173H136L135 174V177H134ZM147 173V174H146ZM163 173V174H162ZM240 173V174H239ZM6 174L4 175V176H6ZM112 174V175H111ZM150 174V175H149ZM121 175H124V177H122ZM142 175H145V176H147V177H145V176H142ZM155 175L158 177V180H157V178L155 177ZM162 175H164V176H162ZM238 175V176H237ZM244 175V176H243ZM250 175V176H249ZM254 175H255V177H254ZM38 176V177H37ZM122 178H121V177ZM137 176L139 177V178H137ZM149 176V177H148ZM179 176H180V174H179ZM221 176V177H220ZM40 177V178H39ZM159 177L160 178H162L160 181H159ZM166 177V178H165ZM242 177V178H241ZM57 178H59V179H57ZM63 178H64V180H63ZM145 178V179H144ZM150 178V179H149ZM155 178H156V180L157 181H155ZM221 178V179H220ZM230 178V179H229ZM239 178V179H238ZM250 178H252V181H251V179ZM5 179V180H4ZM34 179H35V181H34ZM151 179L153 180V181H151ZM226 179V180H225ZM39 180H41V181H39ZM60 180H63L62 182L60 181ZM100 180H98V181H100ZM117 180V181H116ZM134 180H135V182H134ZM232 180V181H231ZM235 180V181H234ZM9 182V184H8V182ZM31 181H32V183H31ZM54 181H57L56 183L54 182ZM159 181V182H158ZM211 181V182H210ZM230 181V182H229ZM239 181H240V183H239ZM242 181V182H241ZM246 181V182H245ZM11 182V183H10ZM35 182H37V183H35ZM58 182H60L59 184H58ZM63 182H67V184L66 183H64V184H62ZM107 182L109 183V184H107ZM136 182H138V183H136ZM143 182V183H142ZM149 182V183H148ZM153 182V183H152ZM207 182V183H206ZM229 182V183H228ZM243 182H244V184H243ZM50 183V184H49ZM136 183V184H135ZM250 183V184H249ZM13 184V185H12ZM36 184V185H35ZM53 184H55L58 188H59V190H67V192L69 193V191H68V188H69V190L71 191V193H69V195H71V194H73V195H71V197H70V199L68 198V196L69 195H67L66 196V198L64 199V200H62V201H58L57 203H53L50 199H48V197H46L47 196V194L49 195V192H51V191H56V189H55V185H53ZM94 186H93V185ZM218 184V185H217ZM236 184L238 185V186H236ZM51 185V186H50ZM74 185H76V184H74ZM80 185V186H81ZM139 185V186H138ZM144 185H145V187H144ZM232 185V186H231ZM247 185V186H246ZM23 186H28L27 188H28V190H32L31 192L33 193V194H36V195H33L30 191H29V193L27 194L28 196H26V195H24L23 196V194H26V192H25V187H23ZM70 186V187H69ZM111 186V187H110ZM141 186V187H140ZM152 188H151V187ZM231 186V187H230ZM233 186H234V188H233ZM2 187V188H1ZM50 187H52V188H50ZM92 187V188H91ZM94 187H96L97 188V190L99 191V192H97V193H95V191H97V190H95L96 188H94ZM139 187V188H138ZM147 187V188H146ZM150 187V188H149ZM207 187V188H206ZM215 187V188H214ZM220 187H222V188H220ZM243 187H244V189H243ZM6 188V189H5ZM15 189V190H13V189ZM81 188V187H80ZM90 188L93 190V188H94V191H90ZM219 188V189H218ZM235 188H237V189H235ZM4 189V190H3ZM11 189H12V192L13 193H11ZM37 189V190H36ZM40 189H42V191L40 190ZM89 191H88V190ZM141 189H142V191H141ZM144 189H145V191H144ZM213 189V190H212ZM241 189H242V191H241ZM10 190V191H9ZM28 190H26V191H28ZM75 190H79L78 192L77 191H75ZM80 190H87L86 192H82V191H80ZM141 192H140V191ZM211 190V191H210ZM214 190H215V193H214ZM240 190V191H239ZM3 191H6V192H4V194H3ZM39 191V192H38ZM128 191V192H127ZM154 191V190H153ZM209 191V192H208ZM222 191V192H221ZM9 192V194L7 195V193ZM35 192V193H34ZM81 192V193H80ZM91 194H90V193ZM92 192H94L93 194H92ZM126 194H124V193ZM147 192H145V195H147L148 193ZM237 192V193H236ZM11 193V194H10ZM38 193V194H37ZM41 193V194H40ZM132 193V192H131ZM137 193V194H136ZM207 193H209V194H207ZM217 193V194H216ZM240 193H243V194H240ZM13 194V195H12ZM32 194V195H31ZM44 194V195H43ZM83 194H88L86 197L83 195ZM124 194V195H123ZM202 194H204V195H202ZM215 194V195H214ZM44 197H43V196ZM189 197H190V195L192 196L193 194H187ZM202 195V196H201ZM210 195V196H209ZM213 195V196H212ZM247 195V196H246ZM7 196V197H6ZM36 196H38L39 198H41V199H38L37 200V198L38 197H36ZM72 196H73V198H72ZM83 196H84V199H83ZM208 196V197H207ZM223 196H225V197H223ZM10 197V198H9ZM35 197H36V199H35ZM43 197V198H42ZM122 197V198H121ZM193 197H194V195H193ZM201 197V198H200ZM252 197H254V198H252ZM23 198V199H22ZM31 198V199H30ZM44 198H45V202H44ZM69 199V200H66V199ZM116 198V199H115ZM153 198V197H152ZM203 198V199H202ZM211 198V199H210ZM239 198H240V200H239ZM256 198V199H255ZM260 198V199H259ZM35 199V200H34ZM43 199V200H42ZM47 199V200H46ZM72 199V200H71ZM202 199V200H201ZM205 199H207V200H205ZM213 199V200H212ZM216 199V200H215ZM225 199V200H224ZM227 199V200H226ZM247 201H245V200ZM249 199V200H248ZM253 201H252V200ZM39 200H41V201H39ZM116 200V201H115ZM231 200H233V201H231ZM251 200V201H250ZM36 201H38V202H40V203H38V202H36ZM86 201V202H85ZM217 201V202H216ZM228 201V202H227ZM249 201H250V203H249ZM213 202V203H212ZM231 202V203H230ZM254 202V203H253ZM256 202V203H255ZM26 203V204H25ZM37 203V204H36ZM210 203V204H209ZM214 203H215V205H214ZM233 203H236V204H233ZM32 204V205H31ZM47 204H49L48 206H45V205H47ZM148 204V203H147ZM244 204V205H243ZM249 204H251L250 206H248ZM256 204V205H255ZM19 205V206H18ZM58 205V206H57ZM136 206H140V205H137V204H135ZM217 205L219 206V209H218V207H217ZM255 205V206H254ZM258 205V206H257ZM42 208H40V207ZM51 208H50V207ZM64 206V207H63ZM212 206V207H211ZM238 206V207H237ZM241 206V207H240ZM243 206H245V207H243ZM260 206H261V208H260ZM44 207V208H43ZM45 207H47V209L45 208ZM60 207V208H59ZM111 207V206H110ZM129 207V211H127L126 212V210H127V208ZM149 207V206H148ZM148 207H145L144 206V208H148ZM216 207V208H215ZM230 207V208H229ZM250 207V208H249ZM258 207V208H257ZM21 208V209H20ZM34 208V209H33ZM132 208V209H131ZM141 208H142V205H141ZM151 207H149V209H150ZM215 208V209H214ZM237 210H236V209ZM253 208V209H252ZM258 209V211H257V209ZM29 209H31V210H29ZM38 211H37V210ZM46 209V210H45ZM50 209L52 210V211H50ZM106 209V210H105ZM110 209V208H109ZM149 209H148V211L146 210V209H144V211H146V213L145 214H147V216L146 217H148V215H149V213L151 212H149ZM255 209H256V211L258 212V215H256L255 214ZM40 210V211H39ZM104 210L105 211H107L108 210V208L107 207H104ZM123 210H125V212L124 213H122L123 212ZM246 210V211H247ZM23 211H25V212H23ZM27 211V212H26ZM31 211V212H30ZM58 211V212H57ZM61 213H60V212ZM63 211V212H62ZM118 211V212H117ZM211 211V210H210ZM211 211V212H212ZM216 211H218V212H216ZM236 211V212H235ZM250 211L247 213V215H246V213H243L242 211V213L244 214H241V215H243V216H241L240 214H239V218L241 217V218H246V219H249V220H251L253 217H252V214L250 213ZM44 212L46 213V214H44ZM51 212V214H49ZM55 212H57V213H55ZM102 212H104V211H102ZM117 212V213H116ZM128 212H130V213H128ZM212 212V213H213ZM227 212H229V213H227ZM256 212V213H257ZM25 213V214H24ZM27 213H28V215H27ZM52 213H53V215H52ZM59 213V214H58ZM130 214V215H128V214ZM152 213V212H151ZM237 213V214H238ZM251 214L250 216L248 215V214ZM22 214V215H21ZM41 214H43V216H41ZM100 214H102L103 215V213H100ZM104 214H106V212H104ZM127 216H126V215ZM132 214V215H131ZM236 214V215H237ZM24 215H26V216H24ZM46 215H49V217H53V218H49L48 216L47 217H45ZM55 215V216H54ZM56 215H58V216H56ZM90 215V216H89ZM143 215H144V213H143ZM224 215V214H223ZM245 215H246V217H245ZM60 216V217H59ZM118 216V217H117ZM120 216H122V217H120ZM130 216H131V218H130ZM149 216H151V215H149ZM258 216V217H257ZM263 216V217H262ZM55 217V218H54ZM113 218V220H112V218ZM238 217V216H237ZM49 218V219H48ZM124 218V219H123ZM259 218H261L260 219V221L258 220ZM87 222V223H85V221ZM110 219V220H109ZM117 219V220H116ZM123 219V220H122ZM255 219H252V220H255ZM37 220V221H36ZM49 220V221H48ZM57 220V221H56ZM109 220V221H108ZM112 220V221H111ZM116 222H115V221ZM120 221V223H119V221ZM258 220V221H257ZM261 220H263L262 221V225L261 224H259L258 225V222L259 223H261ZM45 223H43V222ZM48 221V222H47ZM82 221H83V223H82ZM111 221V222H110ZM116 224H115V223ZM123 222H126V224L129 222V224L128 225H131L130 226V231H127V230H125V229H127V228H125L126 227V224H124ZM136 222V221H135ZM141 222V223H140ZM42 223V224H41ZM82 223V224H81ZM111 223H112V225H111ZM150 223H148V224H150ZM39 224V225H38ZM79 224H80V226H79ZM199 224V225H198ZM106 225H108V226H106ZM113 225H114V227L115 228H113ZM119 225V226H118ZM125 225V227H122V226H124ZM127 225V227H129ZM137 225H138V227H137ZM193 225V226H192ZM260 225H261V227H260ZM76 226V227H75ZM103 226V227H102ZM116 226H118V227H116ZM143 226H145V228L147 229V232H145V234L146 233H149L146 237H141L142 239H140V241L138 240V243H137V240H135L134 241V243H133V239L131 240L132 242H130V240L127 238L128 236L127 235H129L130 236V238L132 237V236H136L137 237V234L139 233V235L141 234V233H143L145 230H143V232H140L141 231V229H145V228H143ZM158 226V227H159ZM258 226V227H257ZM109 227V228H108ZM110 227H111V229H110ZM122 227V228H121ZM132 227H133V229H132ZM193 227H194V229H193ZM195 227H197L196 229H195ZM257 227V228H256ZM263 227V228H262ZM76 228V229H75ZM124 228V229H123ZM140 228V229H139ZM151 228H152V230H151ZM255 228V229H254ZM30 229V230H29ZM77 229H78V231H77ZM101 229V230H100ZM105 229V230H104ZM108 229H110V231L108 230ZM112 229H114L113 231H112ZM176 229H178V228H175V231H177ZM257 229V230H256ZM263 229V230H262ZM74 230H76V232L74 231ZM115 230H117V233L121 236H117L115 233H114V231ZM121 230V231H120ZM128 230H129V228H128ZM131 230H133V232H136V234L134 233H132V231ZM72 231H74L73 232V234H72ZM96 231V232H95ZM107 231H109V233L107 232ZM195 232V234H194V232ZM33 232V233H32ZM98 232H100V233H102L101 235H100V233H98ZM124 232H126V233H124ZM130 233L131 232V234H133L132 236L130 235V234H128V233ZM171 232H173L172 234H171ZM260 233V234H262V237H261V235L260 234H258V236H257V233ZM65 233V234H64ZM69 233V234H68ZM103 233H106V236L105 237H107V235H109L110 233H113V235L115 234V236H117L118 238H121V239H119V241H117V237H113V238H117L115 241L114 240H112V234H111V237L110 236H108V237H110V238H108L107 240H108V243L110 244H108L106 241V238H104V235L105 234H103ZM256 233V234H255ZM64 234V237L62 238V235ZM68 234V235H67ZM72 234V235H71ZM94 234H96V235H94ZM98 234V235H97ZM254 234L256 235V236H254ZM60 235H61V237H60ZM95 237H94V236ZM123 235H124V237L127 239V241H125L126 239L124 238L123 239ZM139 235H138V237H139ZM142 235H144V233L143 234H141L140 236H142ZM28 236V237H27ZM72 236V237H71ZM100 236V237H99ZM149 236H151V237H149ZM261 238H260V237ZM59 239H58V238ZM71 237V238H70ZM90 237V238H89ZM133 237V238H134ZM172 237V238H171ZM194 237H195V239H194ZM197 237V238H196ZM198 237H199V239H198ZM201 237H204V235H202ZM252 237V238H251ZM58 240H57V239ZM75 238V239H74ZM92 238H93V240H92ZM96 238V239H95ZM205 238V237H204ZM249 238V239H248ZM254 238V239H253ZM257 238H259L258 240H257ZM54 239V240H53ZM56 239V240H55ZM61 239V240H60ZM86 239V240H85ZM98 239L100 240L101 239V241L104 239V240H106V241H104L105 243H107L106 245L107 246H105L106 248L108 247V245H109V249H112V251H113V247H115V254H116V252H118V251H120V252H118L119 254H114V256H116V258L113 256V254H112V256L114 257V259H113V257H111V254L109 255L112 259H110L109 257H107V259L109 258L110 259V261L109 260H105L106 259V257L104 256L105 254L108 256V254L111 252V250H109V251H107L106 252V250L108 249H104V252L102 251V249L100 248L101 246V241L99 242L98 241ZM114 242H111L110 243V241L111 240ZM145 241H144V240ZM148 239V240H147ZM154 239L156 240V242H157V240H159L157 243H160L161 242V244H159L158 246L159 247H157V243L156 244H154L155 243V241H154ZM172 239V240H171ZM173 239H175L176 241H177V243L179 242H181L182 241V243L184 242V244L183 245H180V244H182V243H178V244H176V242L175 241H173ZM198 239V240H197ZM251 239H252V241H251ZM80 240V241H79ZM90 240H92V241H90ZM94 240H97V241H94ZM129 240V241H128ZM192 240H195L194 242L192 241ZM52 241H57L55 244H56V246H55V244L53 243V244H51V242ZM58 241H60V243L58 242ZM65 241V242H64ZM70 241V242H69ZM89 241V242H88ZM117 241V242H116ZM123 241H125V242H127V243H125L124 244V242ZM172 241V242H171ZM193 243H192V242ZM250 241V242H249ZM259 241H260V244H259ZM79 242V243H78ZM84 242V243H83ZM96 244H95V243ZM97 242H99L98 244H97ZM103 242V245H102V248H105V247H103L104 246V243ZM120 242V244H124V245H126L127 247H129V248H127L126 246H124V247H126V248H123V250L125 249V251H123V250H121L120 248H122L121 246L122 245H120V244H117V243H119ZM121 242H123V243H121ZM129 242H130V244H129ZM163 242H166V244H164ZM168 242V243H167ZM175 242V243H174ZM90 243V244H89ZM132 243V244H131ZM141 243V244H140ZM143 243H145V244H143ZM171 243V244H170ZM174 243V244H173ZM211 244V242H209L208 241V244ZM250 243V244H249ZM69 244V245H68ZM75 244V245H74ZM89 244V245H88ZM111 244H113L112 246H111ZM116 244L117 245H119V246H116ZM127 244H129V245H127ZM164 244V245H163ZM176 244V245H175ZM206 244H207V242H206ZM204 245V247H206L207 245ZM225 244H228L227 246H226V251H225ZM253 244V245H252ZM257 244V245H256ZM51 245V246H50ZM60 245V246H59ZM73 245V246H72ZM96 245V246H95ZM131 245H134V247L133 246H131ZM150 247H148V246ZM162 245V246H161ZM168 245H169V247H168ZM172 245V246H171ZM222 245V246H221ZM48 246V247H47ZM53 246H55V247H53ZM62 246V247H61ZM81 246V247H80ZM137 246V247H136ZM138 246H140V247H138ZM153 246V247H152ZM180 246L182 247L181 249H180ZM184 246V247H183ZM192 246V247H191ZM216 247H217V245H215ZM224 246V247H223ZM250 246V247H249ZM257 246H259V247H257ZM53 247V248H52ZM60 247L62 248V249H60ZM72 247V248H71ZM85 247H87V249L85 248ZM93 247V248H92ZM101 251H99V250H96L97 248ZM119 247V248H118ZM134 248V253L136 252V250H138L137 252L138 253H136V254H134L133 252H132V254H130V251L131 250H133V248ZM145 247V248H144ZM147 247V248H146ZM157 247V248H156ZM174 247V248H173ZM201 247H200V249H201ZM227 247H231V248H228L227 249ZM251 247H253L252 249H251ZM55 248V249H54ZM65 248V249H64ZM66 248H68V249H66ZM71 248V249H70ZM159 248V249H158ZM173 248V249H172ZM177 248H179L180 250H179V253H178V255H176V258L174 257L173 259H174V261H173V259L170 257L171 256V254H175L176 253V251L178 250H176ZM198 248L199 247H196V250H198ZM217 248V249H218ZM249 248V249H248ZM259 248H261V249H259ZM59 249V250H58ZM73 249V250H72ZM96 251H95V250ZM130 251H129V250ZM136 249V250H135ZM155 249V250H154ZM164 249V250H163ZM168 249H170V250H168ZM183 249H186V250H183ZM231 249V250H230ZM251 249V250H250ZM259 249V253H261V254H259V253H257L258 251L257 250ZM53 250V251H52ZM90 250V251H89ZM116 250H118V251H116ZM129 251V253L127 252V251ZM193 250H195V249H193ZM193 250H192V252H193ZM195 250V251H196ZM57 251V252H56ZM60 251V252H59ZM64 251H67V252H64ZM100 252L99 254H103L104 253V255H102L101 256V259L100 260H102V258H105V259H103V260H105V261H107V263L105 262V261H101L100 262V260L98 259V257H100V256H97L98 254V252ZM127 252L129 255H131V256H127V253H125L126 254V256L125 255H121L120 253H122V254H124L123 252ZM139 251H140V253H139ZM144 251V252H143ZM146 251V252H145ZM160 251H162V253H160ZM165 252V255L167 254H169V258H170V261L171 262H169V258H168V256H165V257H167V258H163L164 257V252ZM167 251V252H166ZM173 252V253H169V252ZM254 251H256V253L258 254H256L255 255V252ZM56 252V253H55ZM96 252V253H95ZM106 252V253H105ZM149 252V253H148ZM156 252V254H158V255H160V256H162V259H164V262H162L161 261V259L159 258V256L157 257V255L156 254H154L155 255V257H154V255H152L153 253H155ZM159 252V253H158ZM178 252V251H177ZM185 252H183V253H185ZM225 252V253H224ZM252 252V253H251ZM80 253V254H79ZM108 253V254H107ZM113 253H114V251H113ZM145 253V255H147V256H145V255H143V254ZM226 253H227V255H226ZM177 254V253H176ZM181 254L183 255V256H181ZM189 254V253H188ZM95 255H96V257H95ZM119 255H121V256H119ZM143 255V256H142ZM226 255V256H225ZM260 255V256H259ZM104 256V257H103ZM136 256V257H135ZM173 256V255H172ZM180 256V257H179ZM221 256V257H220ZM262 256V257H261ZM118 257V258H117ZM125 257V258H124ZM140 257H141V259H140ZM144 257V258H143ZM192 257V258H191ZM14 258V259H13ZM72 258V259H71ZM75 258H77V260L75 259ZM124 258V259H123ZM127 258V259H126ZM133 258V259H132ZM157 258L160 260V262L157 260ZM186 260H185V259ZM202 258H204V257H202ZM221 258V259H220ZM258 258H260V260H258ZM16 259V260H15ZM18 259V260H17ZM93 259V260H92ZM98 259V260H97ZM155 259H156V261H155ZM165 259H167L166 261H165ZM172 259V260H171ZM184 259V260H183ZM218 259V260H217ZM4 260V261H3ZM7 260V261H8ZM33 260V261H32ZM39 260V261H38ZM49 260V261H48ZM57 260V261H56ZM59 260V261H58ZM62 260H65L64 262H62ZM116 260V262H114ZM131 260V261H130ZM153 260V261H152ZM253 260V261H252ZM6 261V262H7ZM28 261V262H27ZM30 261V262H29ZM32 261V262H31ZM36 261H38V262H36ZM46 261V262H45ZM98 261V262H97ZM118 261V262H117ZM146 261V262H145ZM153 263H152V262ZM154 261H155V263H154ZM185 261H188V262H185ZM196 261V262H195ZM201 261V262H200ZM236 261V262H235ZM255 261V262H254ZM1 262V263H2ZM10 262V263H11ZM12 263V264H17V263ZM66 262H68V263H66ZM74 262V263H73ZM93 262H95V263H93ZM148 262V263H147ZM175 262V263H174ZM189 262H191V263H189ZM261 262H263V263H261ZM0 263V264H1ZM24 263V264H25ZM160 263V264H161ZM3 264V263H2ZM7 264H8V262H7Z\"/></svg>",
	"mask_w": 264,
	"mask_h": 264
},
{
	"label": "bare ground",
	"instance_id": "2",
	"mask_svg": "<svg viewBox=\"0 0 264 264\" xmlns=\"http://www.w3.org/2000/svg\"><path fill=\"white\" fill-rule=\"evenodd\" d=\"M1 1V0H0ZM2 1H4V0H2ZM7 1V0H6ZM51 1V2H50ZM55 2V1H58V3H60L59 1H62V0H18V1H16L15 0V2H11V0H10V6L8 7V8H5V7H3V8H5L4 10L2 9V10H0V25L2 26L3 25V27H1L0 26V30H2V28L3 29H5V31H7L8 30V28L6 29L5 28V26H7L5 23H9V22H11L12 20L14 21V20H16L17 18H19L20 16H24V15H26L25 13H27L28 11H29V13H30V11H34L37 7H40L41 5H42V7L43 6H45L44 8L45 9H47L46 7H47V5H48V2H49V4L51 3L52 4V2ZM88 1H90V0H88ZM96 1V0H95ZM94 1V3H92V4H94L96 7L99 5H96L95 2ZM105 1V0H104ZM103 1V2H104ZM123 1V0H122ZM125 1V0H124ZM130 0H126V2H128L130 5H131V3H133V2H129ZM132 1H134V0H132ZM138 1V0H137ZM143 2H144V0H142ZM146 1V0H145ZM149 1H151V3H152V0H148V3H149V6L151 5V3L149 2ZM155 1V0H154ZM153 1V2H154ZM157 1V0H156ZM164 1V0H163ZM166 1V3L165 4H168L167 2L169 1V0H165ZM172 1V0H171ZM174 2H175V0H173ZM187 0H185V2H186ZM197 1H199V0H197ZM207 1V3H200V2H195L194 1V3H196V4H198V3H200L199 5H198V7L196 8V10H197V12H196V10H194L195 8H194V6L196 5H194V4H190L191 2H193V0L192 1H190V3H189V0H188V3H189V5H193L192 7V9L191 8H189V9H185L186 7H184V6H182L186 11H181L182 9H180V12H179V10H178V8H177V6H178V4H180V2L178 3V2H176V3H178L177 4V6H175L174 7V5L172 6V7H174V8H172L171 6H168V7H170L169 9H170V11H172L171 12V14H167V12H170V11H167L168 9H166V11H165V9L163 8L164 6H166V5H164V4H162V2H161V8H163V10L162 9H160L162 12H157V9L156 8H154V9H156V11L155 10H153V9H151L149 6H148V9L149 10H153V12L152 11H150L152 14L153 13H156L157 12V14H159V13H161L160 14V18H159V16L157 15V14H153V16L155 15V17H157L158 16V18H153V16L151 15V13H150V15L151 16H149V18H148V16L145 14L146 12L148 13L149 11L147 10V8H146V4H145V10H147L146 12H145V10H144V6L142 5L141 6V4L139 3V2H141V1H139L138 3H139V8H140V6H141V9H143L142 11L144 12V14H145V16H146V18H145V20H144V17L145 16H143V21L141 22L140 21V19H139V17H142V16H140V15H144V14H141V13H143V12H141L140 11V9L138 8H134V9H137V11H140L141 13L140 14H134L133 13V11L135 12V10L133 9H131V6H130V9H127V11L129 10L130 11V14L129 15H131V12H132V14L133 15H131V16H138L136 19H134L135 17H133V20H139L141 23H139V21H137L138 23H133V20H132V23L133 24H131L130 25V23H131V21L129 22V25L131 26V27H133V26H136V29L137 28H142L141 26H144L143 28L144 29H149L148 30V32H153V34H151V33H148V35L150 34V35H152L153 37H154V33H156V32H154V30L155 29H158V30H160V29H162V30H164V27L166 28V25L168 24V25H171L172 27H170L169 26V28H170V30L172 31V30H174V31H176V30H178V32H179V30H181V31H183L184 29H185V27H187V25H192V24H194V23H196L198 20H199V17L200 16H202V19H203V15H205V17L207 18V16H209V15H207V14H205L206 12L208 13V11L210 12L211 11V13H212V11H213V9H211L212 8V5H213V3L211 2V6L209 5L210 4V2H209V0H206ZM205 1V2H206ZM211 1H213V0H211ZM242 1H244V0H242ZM247 1H249V0H245V2L246 3H248V4H250L251 3V5H248V6H250V7H252V0H251V2H247ZM256 1L257 0H255L254 1V3L256 4ZM259 1V0H258ZM257 1V2H258ZM9 2V1H8ZM64 2V1H63ZM63 2H62V4H63ZM114 2V1H113ZM125 2V3H126ZM136 2V1H135ZM158 2V4H160L159 2V0L157 1ZM156 2V3H157ZM170 2V1H169ZM174 2H172V3H174ZM202 2V1H201ZM259 2H262V0L261 1H259ZM258 2V3H259ZM4 3H5V1H4ZM56 3V2H55ZM66 3V2H65ZM108 3H110V2H108ZM119 3H120V1H119ZM128 3H126L125 4V6H127V8L129 7L128 5ZM145 3V2H144ZM143 3V4H144ZM182 3H183V0H182ZM209 3V4H208ZM241 3V2H240ZM254 3H253V6H254ZM258 3L256 4L257 6H258ZM262 3H264V2H262ZM0 7H2V6H4V5H2V3L0 2ZM47 4V5H46ZM61 4V3H60ZM59 5V4H56L57 6H63V5ZM92 4H91V6H92ZM135 3H133V5H134ZM137 4V3H136ZM215 4V3H214ZM261 4V3H260ZM56 5L54 4V6L56 7ZM70 5V4H69ZM103 5V4H102ZM107 5L108 4H106V7H107ZM119 5V4H118ZM153 5H154V3H153ZM152 5V6H153ZM157 5V4H156ZM164 5V6H163ZM184 5H186V4H184ZM188 5V6H189ZM243 5L244 6H246V4H244L243 3ZM242 5V6H243ZM262 5H264V4H261L260 6H259V8H261V7H263ZM7 6V5H6ZM49 6V5H48ZM90 6V5H89ZM94 6V7H95ZM163 6V7H162ZM197 6V5H196ZM208 6H210L209 8L211 9V10H208L209 8H208ZM248 6H246V9L247 8H249ZM256 6V7H257ZM50 7H51V5H50ZM50 7H48L49 9H52V7L50 8ZM95 7V8H96ZM105 6L102 8V9H104L105 10V8H106ZM114 7V6H113ZM134 7V6H133ZM135 7H137L136 5H135ZM154 7V6H153ZM157 7V6H156ZM159 7V8H160ZM190 7V6H189ZM215 7V6H214ZM238 7V6H237ZM254 8V7H252V8H254V10L256 9V11L259 9V8ZM57 8H59V7H56V10L58 11V10H61L62 8L64 9V7H61V9H57ZM91 7H89V9H90ZM99 8V7H98ZM108 8H109V5H108ZM126 8V7H125ZM241 9H242V7H240ZM244 8V7H243ZM252 8H250L249 10H252ZM264 8V7H263ZM39 9V8H38ZM41 9V8H40ZM39 9V10H40ZM102 9H101V14L104 12V10L102 11ZM262 9V8H261ZM259 9L260 10V13H261V11H262V15H263V13H264V9ZM42 10V9H41ZM53 11H55V8L54 9H52ZM72 10V9H71ZM132 10V11H131ZM248 10V9H247ZM259 10L257 11V12H259ZM37 11V10H36ZM43 11V10H42ZM41 11V12H42ZM51 10H49V12H50ZM98 12L97 11V9H94V12ZM107 11H109V10H106V13H104V16H105V14H107L108 15V12ZM116 11H118V10H116ZM128 11V12H129ZM155 11V12H154ZM163 11H165L166 12V17L164 18H162V16L164 15V13L165 12H163ZM241 11V10H240ZM239 11V12H240ZM38 12H40V11H38ZM48 11L46 10V13H47ZM48 12V13H49ZM95 12V13H96ZM181 12H182V14H181ZM242 12H243V10H242ZM241 12V13H242ZM246 12V11H245ZM245 12H243V14L242 15H246V14H248V16H249V14L251 15V14H258V15H256V17H255V19L256 18H258L261 14H259V13H255V11H251V12H254V13H251V12H247V13H245ZM31 13H33V12H31ZM30 13V16L31 15H33L34 13H35V15H38L37 16V18L39 17V15H40V13H37V12H34L33 14H31ZM37 13V14H36ZM45 13V11L42 13V14H44ZM54 13H57L56 11L54 12ZM74 13H76V12H74ZM109 13H110V11H109ZM139 13V12H138ZM162 13H163V15H162ZM203 13V14H202ZM50 14V16L51 17H53L52 16V12H50L49 13ZM67 14H69V13H67ZM88 14H90V13H88ZM94 14V13H93ZM149 14V13H148ZM215 14V13H214ZM213 14V15H214ZM28 15V14H27ZM27 15H26V17H23L24 19H28V17H27ZM54 15V17H55V20H56V24H55V20L53 21L52 20V22H54V24L55 25H57L58 23H57V21H58V18H59V16H57V14H53ZM57 16V19H56V16ZM95 15V14H94ZM110 15V14H109ZM118 15V14H117ZM157 15V16H156ZM162 15V16H161ZM167 15H168V18H167ZM196 15V16H195ZM212 15V16H213ZM42 16V15H41ZM41 16H40V20L41 19H43L44 18V16H45V18H46V14L43 16V18H41ZM48 14H47V18H48ZM62 16V15H61ZM73 16V15H72ZM98 16V15H97ZM112 16V15H111ZM116 16V15H115ZM127 16V15H126ZM197 17V19H194L195 17ZM211 16V15H210ZM252 16V15H251ZM251 16H249V17H251ZM53 17V18H54ZM117 17V16H116ZM150 17L152 18V21H151V19H150ZM217 17V16H216ZM216 17H214V18H216ZM241 17V16H240ZM247 18V15L245 16V19L247 18V19H251V18H253V17H251V18ZM262 17V16H261ZM22 18V17H21ZM21 18H19V19H17V20H21ZM32 18H36V17H34V15L32 16ZM37 18H36V20H35V22H34V24L36 23V26H39L38 28H41L40 26H43V24H44V22H47V21H44V20H42L43 21V23H41L42 25H39L37 22H38V20H37ZM47 18H46V20H47ZM65 18V17H64ZM63 18V16H62V20L64 19ZM77 18H78V16H77ZM94 17H92V19H93ZM107 18V17H106ZM105 18V19H106ZM112 18V17H111ZM127 18H129V17H127ZM205 18V19H206ZM211 18V17H210ZM242 18V17H241ZM263 18H264V16H263ZM30 19V18H29ZM50 19V18H49ZM52 19V18H51ZM60 19H61V17H60ZM109 19V18H108ZM158 19H166L165 21L167 22V24H166V22L164 23L163 21V23L165 24V26H163L162 27V25H164V24H162V25H160L161 27H159V23L161 24V21L160 20H158ZM202 19H200L201 21H202ZM213 19V18H212ZM244 19V21H245V25L247 24V25H249V30H250V26L252 27V26H254V24L256 23V21H258V22H261V23H263V21H259L261 18H258V20H256V21H253L254 19H251L252 20V22L254 23H252L250 20H248V22H250L249 24L247 23V19L245 20ZM39 20V21H40ZM68 20H70V19H68ZM113 20H115L114 19V16H113ZM117 20V19H116ZM141 20H142V18H141ZM171 23V24H169V22ZM199 20V21H200ZM204 20V19H203ZM240 20V19H239ZM262 20V19H261ZM21 21H23V20H21ZM21 21H20V23H21ZM37 21V22H36ZM94 21V20H93ZM97 21H98V18H97ZM129 21V20H128ZM144 21H150L152 24H153V27H154V25L155 24H158V26L157 27H155V29L153 30V28H152V30H151V27L150 28H148L149 27V25H147L148 27L146 28V24H145V22ZM200 21V22H201ZM205 21L206 20H204V23H205ZM218 21V20H217ZM29 22H30V20H29ZM41 22V21H40ZM39 22V23H40ZM51 22V21H50ZM65 22V21H64ZM64 22H59V25H61V23H64ZM81 22V21H80ZM108 22V21H107ZM107 22H106V24H107ZM111 22V21H110ZM116 22V21H115ZM147 22V23H148ZM149 22V23H150ZM187 22H189L188 24H187ZM207 22V21H206ZM257 22V24H256V26L258 25V26H260L261 25V23H258ZM13 24H15L14 26H16V23L15 22H12ZM23 23H25V22H23ZM22 23V27L19 25V22H18V25L16 26L17 28H18V26H19V29L18 30H21V28H24L23 27V25H26V24H23ZM28 23V22H27ZM48 23H49V20H48ZM67 23V22H66ZM74 23H76V22H74ZM97 22H95V24H96ZM114 23V22H113ZM150 23V25L152 26V24ZM155 23V24H154ZM191 23V24H190ZM203 22H201V24H202ZM203 23V24H204ZM210 23V22H209ZM213 23V22H212ZM11 24V23H10ZM13 24H11V26L13 25ZM32 24V23H31ZM34 24H32L31 26H32V28L33 27H35L36 28V26L34 25ZM38 24V25H37ZM47 24V23H46ZM50 24V23H49ZM53 24V23H52ZM51 25V26H55V25ZM98 25H100L99 24V21H98V23H97ZM137 24H140V26L138 25L137 26ZM197 24H198V22H197ZM200 24V23H199ZM202 24V25H203ZM260 24V25H259ZM29 25L30 24H28V26H25V28H27V29H29L28 27H29ZM45 25V24H44ZM48 25V24H47ZM65 25V24H64ZM78 25H80V23L78 24ZM94 25V24H93ZM113 25V24H112ZM133 25V26H132ZM246 25V26H247ZM262 25H264V24H262ZM14 26H12L13 28H15ZM58 26V25H57ZM62 26V25H61ZM61 26H60V28H61ZM67 26H69V23H68V25ZM115 26V25H114ZM117 26H119V25H117ZM116 26V27H117ZM129 26V27H130ZM182 26V27H181ZM201 26V25H200ZM245 26V27H246ZM7 27H10L9 25L7 26ZM44 28H42L41 30L42 31H44V29H47V28H45L46 27V25L45 26H43ZM48 27V26H47ZM50 27V26H49ZM48 27V28H49ZM52 27V28H53ZM89 27V26H88ZM97 27H99L100 28V26H97ZM130 27V28H131ZM160 29H159V28ZM174 27V29H172ZM189 27V26H188ZM195 24H194V26H193V28L192 27H189L190 29H192V30H194L195 28ZM198 27V26H197ZM208 27V26H207ZM248 27V26H247ZM261 27V26H260ZM11 28V27H10ZM16 28V29H17ZM25 28H24V33H26V30H25ZM31 28V27H30ZM51 27H50V31H51V29H52ZM58 28V27H57ZM59 28V29H60ZM68 28V27H67ZM67 28H66V30H67ZM74 28V27H73ZM76 28H79V27H76ZM76 28H75V30H76ZM84 28V27H83ZM90 28V27H89ZM95 28V27H94ZM107 28V27H106ZM109 28V27H108ZM127 28V27H126ZM168 28V29H169ZM233 28V27H232ZM257 28V27H256ZM68 29H70V28H68ZM72 29V28H71ZM80 29V28H79ZM86 29V28H85ZM91 29V28H90ZM120 29H122L121 27H120ZM125 29V28H124ZM122 30V32H120V35H121V33H122V35L124 34V32H125V30L126 31H128V33H130L131 31L130 30H127V29H125V30ZM129 29V28H128ZM167 29V30H168ZM186 29H188V28H186ZM185 29V32L184 33H189L190 34V32H188V31H191L190 29L187 31ZM198 29V28H197ZM197 29H196V31H197ZM245 29H247V28H245ZM15 30V29H14ZM17 30V31H18ZM34 30H36V29H34ZM34 30L32 29V31L34 32ZM48 30V29H47ZM55 30H57L56 29V27H55V29H52V31H55ZM91 30H93L92 31V33L93 32H95L94 30H98V29H91ZM90 30V31H91ZM99 30H101V28L99 29ZM118 30V29H117ZM132 31H133V29H131ZM134 30H135V27H134ZM139 31H141L142 30V32L144 31L143 29H138ZM151 30V31H150ZM157 30V31H158ZM162 30H160V34L162 33L161 31ZM169 30V31H170ZM16 31V30H15ZM15 31H12L13 32V34L15 33ZM16 31V32H17ZM29 31H31L30 29L28 30V33H29ZM31 31V32H32ZM49 31V30H48ZM63 31V30H62ZM62 31H60V32H62ZM71 31H73V30H71ZM79 30H77V32H78ZM86 31V30H85ZM104 31V30H103ZM111 31V30H110ZM116 31V30H115ZM114 31V32H115ZM130 31V32H129ZM139 31H134V32H139ZM156 31V30H155ZM165 31V33L169 36V34L171 33V31H170V33H169V31L168 32H166V29L164 30ZM163 31V32H164ZM180 31V32H181ZM187 31V32H186ZM11 32V31H10ZM9 32V30H8V33H6L5 32V34H6V38H7V36L8 35H10L11 36V34L12 33H10ZM19 32H21L20 34H18L19 36H20V38H24V35H26L25 36V38H27V37H29V36H27V34L28 33H26V34H23L22 33V30L21 31H19ZM30 32V33H31ZM39 32V31H38ZM45 32V31H44ZM64 32H66L65 31V29H64V31L62 32V33H64ZM67 32L69 33V31L67 30ZM81 32H82V29H81ZM80 32V33H81ZM87 32V31H86ZM98 32V31H97ZM102 32V31H101ZM117 32V31H116ZM118 32H119V30H118ZM134 32L132 33V36H133V34H134ZM145 32V33H144ZM143 32V34L145 35L146 33H147V31L145 30ZM180 32H179V35H180ZM3 34H4V31L2 32ZM35 33V32H34ZM47 33V32H46ZM54 33L55 32H53V34L51 33V32H49V34H52L51 35V39H52V37H53V39H54V37H56L55 35H54ZM57 33H58V31H57ZM56 33V34H57ZM67 33V35H69ZM74 33H76V31H74ZM79 33V32H78ZM77 33V35H86V36H88L87 38L90 40L89 42H92V40L94 39V41L93 42H95L96 43V45H94V46H99V44H100V42H105L106 43V41H104L105 39L107 40V37H105V36H102V34H104L103 32H102V34H100L101 35V38L100 39H104L103 41L101 40L100 41V39H99V36L98 35H96V32H95V35H96V37H97V39H95V37H93V36H89L90 34H89V30H88V35L87 34H78ZM100 33V32H99ZM106 34H108L107 33V31L105 32ZM111 34H114V35H116V33H113V32H110ZM109 33V34H110ZM127 33V32H126ZM125 33V34H126ZM158 33V32H157ZM157 33H156V37L157 36H159V34L157 35ZM169 33V34H168ZM173 33V32H172ZM176 33V32H175ZM183 33V32H182ZM198 33V32H197ZM200 33V32H199ZM0 34H1V32H0ZM2 34V35H3ZM8 34V35H7ZM13 34H12V37H14L13 36ZM22 34H23V36H22ZM48 34V33H47ZM64 34H66V33H64ZM72 34V33H71ZM98 34V33H97ZM142 33H141V35H143ZM163 34V33H162ZM161 34V35H162ZM166 34H163V36L165 35L166 36ZM188 34V35H189ZM1 35V36H2ZM15 35H16V33H15ZM18 35H16L15 37H16V39L17 38H19V36ZM30 35V34H29ZM33 33L31 34V38H29V39H31V42H33L34 40L32 39L33 38ZM34 35H36V34H34ZM54 35V36H53ZM59 35V34H58ZM77 35H73L72 34V37L71 38H74L75 36H76V38H77ZM92 35V34H91ZM93 35H94V33H93ZM105 35V34H104ZM118 35H119V33H118ZM128 35H131V34H126V36H128ZM135 35V34H134ZM141 35H138V38H139V36H141ZM149 35V36H150ZM172 35V34H171ZM177 35V34H176ZM184 36L186 35V34H183ZM4 36V35H3ZM10 36H9V38H10ZM63 36V35H62ZM66 36V35H65ZM107 36V35H106ZM109 36H112V35H109ZM108 36V37H109ZM124 36V35H123ZM123 36H120L119 38H121V39H125V40H127L128 39V37H127V39H126V37L125 38H123ZM147 36V35H146ZM146 36H142V38L143 37H146ZM173 36L174 37H176L175 36V34L173 33ZM172 36V37H173ZM180 36H182V35H180ZM11 37V38H12ZM15 37H14V39H15ZM59 37V36H58ZM70 37V36H69ZM85 37V36H84ZM83 37V38H84ZM91 37H93L92 38V40L90 39ZM115 37H117V36H115ZM115 37H112L113 39H114V41H116L115 39H118L117 41H121V39L119 40V38L117 37V38H115ZM131 37V36H130ZM135 36H133L132 38H134ZM148 37V36H147ZM147 37L146 38H144L143 40H145V41H148L150 38H148V40H147ZM151 37V36H150ZM155 37V38H156ZM178 37V36H177ZM177 37H176V39H177ZM186 37V36H185ZM11 38H10V40H11ZM19 38V39H20ZM57 38V37H56ZM55 38V39H56ZM62 38V37H61ZM68 38V37H67ZM79 38V37H78ZM81 38H82V36H81ZM82 38V40H84ZM138 38H135L136 40L138 39ZM141 38V37H140ZM232 38V37H231ZM229 39V38H216V39H213V40H210V41H207V42H204V43H202V44H200V45H197V46H194V47H187V48H178V49H176V50H174L173 52H171V53H169L168 55H166L163 59H161V60H159V62H157L156 64L154 63V65L152 64L151 66L150 65H148V66H150L149 68L147 67L145 70V72L143 73L142 72V74L141 75H136V76H131V77H127V75H129L130 73L129 72H133V71H135V64H133V63H130V62H126V65L123 67V65H122V67L123 68H121L120 69V73H118V71H117V68L115 67V68H112V69H106V70H103L102 72H100L99 74H95V75H93L92 74V76L93 77H89V78H91V79H87L86 81L87 82H85V80L83 81L84 83L82 84V82H81V86L80 87H72V89H74V90H72L70 87V89L68 88V90H69V93H70V90H71V93L70 94H68V95H63V97H58V98H50L51 96H49V98L51 99V100H47L48 102H47V104H45L44 105V107L43 108H41L40 109V112L39 113H37L36 112V109L35 108H33V107H30L28 104H29V102H27V103H25L24 105H22V107L23 108H21V106L19 105V107H20V109H18V108H15V109H18V110H16V111H14L13 109V111L14 112H12V113H9L8 115L7 114H5V116L4 117H0V146H1V149H0V151H1V155L2 156H6L7 157V154H8V152L9 151H6V153L4 152V150H6V149H4V147H5V145H7L6 146V148L8 149V150H10L11 148H12V146L14 145V143H12L13 141H11V140H13V139H11V138H13V136L14 137H17L16 135H18V134H15L14 133V131H12L13 129H15L16 127H18V125H20V127H22L23 129H24V131H23V134L21 135V138L24 140H26V144H25V146H27V144H29L30 143V141L31 140H33L34 138H35V135H37L36 133L37 132H39V131H41L43 128L41 127V126H43V124H45L46 126L47 125H49L50 126V129H51V134L53 133V132H56L55 134H54V137H51V134L49 135L50 136V138H49V136H47L48 138L46 139V140H41V142L39 143V145L37 146V152L35 153L36 155H39V153H41V156L39 157V159H40V161L41 162H43L44 164L42 165V167L41 168H39L38 170H37V173H38V175L39 174H41V172H43V170H46V169H43L44 167H48V165H50L51 167H53V165H56V164H58L59 162L58 161H61L62 163H63V161L65 162V160L66 161H68V160H70L69 162H71L72 163V161H71V159H74V162H75V158L76 159H78V157L81 155V154H83L84 156L82 157V155L80 156V157H82V159L85 157V156H87L88 158H84V159H86V160H81L80 158H79V160H80V162L83 164V166L84 167H82L81 168V166L79 165V167L77 166V162H75V163H77L76 164V166L74 165L73 166V164H71V166L72 167H67L68 165H66V163H65V167L63 168V166L62 165H60L61 164V162H60V164H58L57 166H55L56 168L57 167H59L60 168V166H62V168L63 169H65L64 171L62 170L61 171V169L62 168H60V170H59V172H63L61 175V177H64L66 180H69L70 182H68L69 184H67V182H63L62 184H64V183H66L67 184V186L68 185H71L70 183H72L73 184V187H77V188H75V189H82V188H85L84 186L82 187V185L81 184H84V182H85V184L84 185H87V186H89V185H91V184H89V183H93V181H91V180H94V183L95 182H103L104 184H106L105 183V179L103 178V176L104 175H107L108 174V176L110 175V173H113L112 171H114L115 172V175L117 174L116 172L119 170V169H123V171H124V168H125V171L124 172H122V173H124V174H126V172L132 167V170H131V172H128V173H132V172H134V171H136V170H134L133 171V167H134V165H136V163H135V160L134 159H136V157L132 160V157H133V154H134V150H131L132 149V145L134 146L135 144H132L131 145V143H130V148L131 149H129V146H128V150H126V148L125 149H123L124 147H126L125 146V144H124V142H126L125 140L126 139H128L127 141H128V143H129V133L128 132H130V133H134V135H137L138 134V132H137V129H138V127H139V125L140 124H144L143 122V115L145 114V113H147L146 112V110L144 109V108H154L153 110H151L152 111V114L150 115L151 117H153V116H156V115H158V114H156V113H159L158 111H163L164 112V115H165V110H162L163 109V107L165 108V102H166V105H167V103H168V99L165 101H163V99H160V98H163V96H164V94L166 93H168V92H166L165 90L168 88V87H171V86H168L167 85V82L166 83H164V81H168L169 80V82H171L172 84V86H173V84L175 85V83L176 82H178V81H180L181 79L182 80H184L185 81V78H181L180 76H179V73L181 74L183 71H184V69H187V68H185L186 66H185V63L187 62V60L188 59H192V62H193V59H199V58H204V55L205 54H208L213 48H216V47H223V46H227V45H231V46H235V47H243V49L245 48V47H248L249 48V50H250V48H251V51L253 52V50L254 49H256V50H254V52L251 54L252 55V57H253V60L252 61H256V60H254V59H256V57L254 56L255 54H256V56L258 55V57H257V60H258V58L259 57H261V56H259V54L260 55H262V54H264V52L262 51V49L264 48V40L263 41H259L258 40V42H249V41H246L247 40V38H246V40L244 39H242V38H240V40H239V38H238V40H236L235 38H233V39H235V40H233V39ZM13 39V38H12ZM13 39V41H15ZM19 39H17V40H19ZM54 39V40H55ZM57 39H59V38H57ZM99 39V40H98ZM151 39H152V37H151ZM2 40V38L0 37V41ZM16 40V41H17ZM20 40H22V41H20V42H23V39H20ZM33 40V41H32ZM69 40V39H68ZM75 40V39H74ZM77 40V39H76ZM85 40H87V39H85ZM84 40V43L86 42ZM98 42V44H97V42ZM109 40V39H108ZM124 40V41H125ZM131 40V39H130ZM134 40V39H133ZM139 40V39H138ZM141 40V39H140ZM180 40H181V38H180ZM2 41H4V40H2ZM15 41V43H13V42H11V44L13 43L15 46L14 47H16V44H17V46H18V44H19V47L17 48V49H15L14 47H13V45H12V47L10 46V45H8V46H10L9 48H13V51L14 50H17L18 52L20 51L21 53H22V51L24 50H26L25 52L23 51V54H25L26 52H28V55H26L25 54V56L27 57V56H29V58L27 57L26 58V61L27 60H29L30 59V54L29 53H31V54H35L36 53V51H35V53H33L34 52V50H32V49H34V47L32 46V44H34V43H32V44H30L31 45V47H32V49H31V47L29 46V44H28V40L26 41V40H24V42L26 41V43L28 44H24V43H21L20 44V42H16ZM53 41V40H52ZM59 41H60V39H59ZM78 41H80V40H78ZM111 41V40H110ZM113 41V40H112ZM111 41V42H112ZM145 41L143 42V44L145 43ZM251 41H253V40H251ZM255 41V40H254ZM30 42V40H29V43H31ZM51 42V41H50ZM72 42V41H71ZM71 42H69V43H71ZM82 44H80V43H77V44H80L81 45V47H83L84 45H83V42L82 41H80ZM88 42V41H87ZM86 42V46L85 47H83V48H86L87 47V45H89V44H91V43H87ZM108 42V41H107ZM130 42V41H129ZM138 42V41H137ZM140 42V41H139ZM61 43H63V42H61ZM103 43H101L102 45H103ZM104 43V44H105ZM115 43V42H114ZM4 44V43H3ZM3 44H1V45H3ZM6 44L7 43H5V46H6ZM9 44V43H8ZM36 44V43H35ZM58 44V43H57ZM67 44V43H66ZM94 43H92L91 44V47H94V46H92ZM142 44V43H141ZM1 45H0V47H1ZM24 45V46H23ZM27 45V46H26ZM21 46H23L22 47V51L21 50H19L20 48H21ZM30 47V49H28V50H32L31 52H29V51H27V49H26V47ZM35 46V45H34ZM57 46V45H56ZM90 46V45H89ZM87 47L88 48V53L87 52H85L86 51V49H85V51H83L85 54H90L91 52H90V49H92V48H90V47ZM126 46V45H125ZM130 46V45H129ZM58 47H60V45L58 46ZM80 47V46H79ZM78 47V45H77V48H79ZM81 47H80V49H81ZM9 48L8 49H5L4 47L1 49L2 51H4V50H8L9 51ZM90 48V49H89ZM95 48V47H94ZM252 48H254V49H252ZM53 49H54V47H53ZM241 48H239V50H240ZM12 50V49H11ZM36 50V49H35ZM84 50V49H83ZM246 50V49H245ZM257 50H261L260 52L261 53H256V51ZM264 50V49H263ZM1 51V52H2ZM13 51H9V53L8 54H10V52H13ZM81 51V50H80ZM222 51H223V49H222ZM225 51V50H224ZM242 52H243V50H241ZM1 52H0V56H2L1 57V59L2 60H4V62H6L5 60L6 59H3L5 56H8V54L7 53H3V55L1 54ZM239 52V51H238ZM246 52H248V49L246 50ZM259 52V51H258ZM13 53H15V52H13ZM11 54L10 56H11V58L12 59H14V58H16V57H12V55L14 56H18V54ZM20 53V54H21ZM80 53V52H79ZM78 53V54H79ZM7 54V55H6ZM19 54V57H17L18 58V60H19V58H21L22 56ZM22 54V55H23ZM65 54V53H64ZM69 54V53H68ZM71 54V53H70ZM73 54V53H72ZM85 54H83V56H85ZM74 55V54H73ZM80 55V54H79ZM224 55V54H223ZM251 55H249V57L251 56ZM10 56H8L9 57V59H10V62L12 61V65H13V67L15 66L16 68H17V66H18V69H19V67H20V64H21V67H22V62H23V60H25V59H23L22 60V58L20 59V60H22V61H18L17 60V58L16 59H14V60H12L11 58H10ZM24 56V55H23ZM24 56V57H25ZM34 56V55H33ZM64 56V55H63ZM69 56V55H68ZM81 56H82V54H81ZM81 56H79V57H81ZM32 57V56H31ZM57 57V56H56ZM73 57V56H72ZM79 57H77V58H79ZM206 57V56H205ZM239 57V56H238ZM241 57V56H240ZM244 57H246V56H244ZM263 57V56H262ZM70 59H68V60H66L65 59V61H73V59H74V57L73 58H71V57H69ZM76 57H75V59L74 60H76L77 59ZM207 58H209V57H207ZM248 58V57H247ZM246 58V59H247ZM33 59H34V57H33ZM60 59V58H59ZM206 59V58H205ZM204 59V60H205ZM9 60H7V62H8ZM14 61H15V64L16 65H14L13 63H14ZM18 61V62H17ZM26 61H24V62H26ZM34 61V60H33ZM36 61V60H35ZM63 61V60H62ZM194 61H196V60H194ZM252 61L250 62L251 64H252ZM259 61V60H258ZM3 63V61H1L0 60V63ZM9 62V63H10ZM23 62V63H24ZM191 62V61H190ZM199 62V61H198ZM197 62V63H198ZM2 63L0 64V66H2ZM18 63H20V64H18ZM28 64H29V61L27 62ZM40 63V62H39ZM61 63V61L59 62V63H57V64H55L53 67L55 68L56 66L58 67L59 66V64ZM254 63V62H253ZM18 64V65H17ZM24 64H26V63H24ZM33 64V63H32ZM149 64H151V63H149ZM191 64V63H190ZM195 64H196V62H195ZM247 64H249L248 62H247ZM5 65V63H3V66ZM12 65H11V67H12ZM37 64H35V66H36ZM82 65V64H81ZM6 66H8V64H6L5 65V72H6V70L8 69L9 71H10V69H13L12 70V72L14 71V69H16L15 67L14 68H11V67H7L6 68ZM10 66V65H9ZM26 66V65H25ZM30 66V65H29ZM34 66V65H33ZM71 66H73V67H71ZM147 66V65H146ZM146 66H143V67H146ZM192 66H193V64H192ZM195 66L196 65H194L193 66V68H194V70H195ZM199 65L197 64V67H198ZM20 67V68H21ZM142 67V68H143ZM189 67V66H188ZM10 68V69H9ZM76 67H75V65L74 64H70V66L67 68V69H63V70H61V69H59L60 71H58L57 72V78L55 79V75H54V77H52L51 79H49L48 81H46V83H44V84H51V83H56V82H58V81H60V80H65L66 78H69V77H67V76H69L70 74H69V72H73V70L75 69ZM140 68V67H139ZM0 69H1V67H0ZM3 69V68H2ZM25 69V68H24ZM189 69V68H188ZM200 69V68H199ZM199 69H197V70H199ZM7 70V71H8ZM119 70V69H118ZM142 70V69H141ZM140 70V71H141ZM143 70H144V68H143ZM262 70V69H261ZM9 71H8V73H9ZM16 71V70H15ZM14 71V72H15ZM187 71V70H186ZM186 71H185V74H187L186 73ZM2 71H0V73H1ZM4 72V71H3ZM2 72V73H3ZM16 72H18V71H16ZM190 72H191V74L190 75H192V71H191V68H190ZM195 72V71H194ZM193 72V73H194ZM10 73H11V71H10ZM98 73V72H97ZM128 73V74H127ZM203 73V72H202ZM5 74H7V72L5 73ZM4 73L2 74V75H4V76H2L4 79L5 78H8V77H5L6 75H5ZM67 74H69V75H67ZM175 75V77H177L178 76V78H173L172 77V75ZM183 74V73H182ZM181 74V75H182ZM185 74H183V75H185ZM73 75V74H72ZM173 75V76H174ZM182 75V77H187V79H188V74H187V76H183ZM203 75H205V74H202L201 76H203ZM66 76V77H65ZM169 76H171L172 77V79H174V81H176L175 83H173V81H172V79H171V77H170V79H171V81H170V79H169ZM194 76H195V74H194ZM200 76V75H199ZM198 76V77H199ZM65 77V78H64ZM179 77L181 78L180 80H179ZM193 77V76H192ZM195 77H197V76H195ZM71 78V77H70ZM167 78H168V80H167ZM191 78V77H190ZM194 78V77H193ZM193 78H191V79H189L188 81L189 82H194V80H196V79H193ZM74 79V78H73ZM178 81H177V80ZM192 79H193V81H192ZM0 80H1V78H0ZM182 80H181V83H182ZM191 80V81H190ZM184 81H183V83H184ZM188 81H187V83L185 82L184 84V86L183 87H185V86H187L186 88H188V86L190 85V83H188ZM199 81H200V78H199ZM198 81V82H199ZM264 81V80H263ZM3 82H5L4 80H2V83ZM197 81H195V83H196ZM197 82V83H198ZM205 82V81H204ZM0 83H1V81H0ZM63 83V82H62ZM78 83V82H77ZM162 83H164V84H166L168 87L167 88H165V87H163V88H165V92H159L160 90H159V86L162 88V86L164 85V84H162ZM179 83V85H176V87H178V86H180V85H182L180 82H178ZM178 83H176V84H178ZM207 83V82H206ZM260 83V82H259ZM259 83H255L254 85V87L256 88V85H258ZM160 84V85H159ZM161 84H162V86H161ZM189 84V85H188ZM262 84V83H261ZM261 84H259V86L261 87ZM156 85H157V87H156ZM194 85V84H193ZM198 85V84H197ZM40 86L41 85H39L38 87L40 88ZM42 86H44V85H42ZM77 86V85H76ZM165 86V85H164ZM192 86V84L190 85V87ZM258 86V87H259ZM37 87V88H38ZM182 86H180V87H178V89L180 88L181 90H184V91H186L187 89L186 88H184V89H182L181 88ZM189 87V88H190ZM254 87H252V86H250L249 88H250V91L251 92H253V90H251V88H253L254 90H255V88ZM162 88V89H163ZM173 88V87H172ZM174 88H175V86H174ZM174 88H173V91H172V89L171 88H168V91H169V89H171V91L170 92H174ZM65 89H67V88H65ZM177 88H175V90H176ZM177 89V90H178ZM258 89V88H257ZM257 89H256V92L254 91V93L256 94L257 93V98H258V94L259 93H261V91L262 90H259L258 89V92H257ZM261 89V88H260ZM37 91H38V89H36ZM41 90V89H40ZM61 90H63L64 91V89H61ZM68 90H65L64 92L62 91V94L63 93H65V92H67ZM181 90H178V91H181ZM191 90V89H190ZM249 90V89H248ZM248 90H246V91H248ZM178 91H175V92H178ZM39 92V91H38ZM183 92V91H182ZM187 92V91H186ZM206 92V91H205ZM249 92V91H248ZM247 92V93H248ZM250 92V93H251ZM263 92V91H262ZM59 93V92H58ZM68 93V92H67ZM181 93V92H180ZM208 93V92H207ZM249 93V94H250ZM31 94V93H30ZM174 94H177V93H174ZM173 94V95H174ZM184 94V93H183ZM192 94V93H191ZM252 94L253 93H251V95H249L250 97L252 96ZM255 94H254V100L252 99V98H250L248 95V97H249V99L251 100V102L252 101H255V99H257L256 97H255ZM263 94V96H264V92L262 93ZM47 95H49L48 93H47ZM53 95V94H52ZM61 94L59 93V96H60ZM173 95H171V96H173ZM177 95H180L179 93L177 94ZM245 95V94H244ZM31 96V95H30ZM29 96V97H30ZM166 96V95H165ZM206 96V95H205ZM241 96V95H240ZM245 97V96H241L240 97V99L238 100V99H236L237 101H235L234 103L232 102L231 104L232 105H228V106H226V107H224V109L223 110H218V111H215L216 109H217V107L219 106H217V107H215L216 109H213V110H211V113H209V114H207V115H201V114H199V113H196V112H194L193 111V113H195V114H192V112H191V114H190V111H191V109L189 110V111H187V113H186V115H188V112H189V114H190V116L188 115V116H186V117H184L185 115L183 114V113H181V114H183V116L181 115V114H178V116H177V118H179V119H177L176 120V122L173 124H170L171 122L170 121H172V122H174L173 120L174 119H172V120H168L167 119V121H168V123L164 120H160V121H162V122H165V124H160L158 127H160V128H165L166 127V123L168 124L167 125V128L169 129V130H167L168 132H169V134H168V132H167V134L168 135H170V137L172 138V140H174V138L173 137H177V140H179V139H182V137L181 136H179L178 137V135L179 134H181V133H183V135H184V131L186 130V129H188V131L190 130L191 132V134L193 133L192 132V129L193 128H191V126H193V125H195V123H197V121H200L201 120V118H204V119H206L207 120V124H206V127L208 126V127H211V128H213V127H218V125H220L221 123H222V121L225 119V122H227L228 120H226V119H228L229 117L230 118H233L232 116H230V115H232V114H230V115H228L230 112V110L235 106V104H240V103H242V102H244L248 97ZM262 95L260 96V97H263ZM166 97H169V96H166ZM166 97L164 98V99H166ZM180 97V96H179ZM184 97V96H183ZM191 97V96H190ZM242 97H244L243 99H241ZM259 97V98H260ZM176 98V96L174 95V98L173 99H175ZM177 98H178V96H177ZM259 98H258V100H259ZM29 99V98H28ZM181 99V98H180ZM190 99L191 98H189V101H190ZM261 99V98H260ZM161 100V101H160ZM172 100V99H171ZM187 100V99H186ZM257 100V102L259 103L260 101H258ZM264 98L262 99V104H264ZM26 101H28L27 99H26ZM25 101V102H26ZM170 101V100H169ZM173 101H176V100H173ZM135 102L136 103H140V107H137V108H142V109H139V110H141V113L140 114H135L134 113V111H136L137 109H135L136 108V106L137 105H135V108H133V107H129V104L131 105H133V103L135 104ZM160 102H162V105H163V107H161L162 109H160L159 108V110H158V108H157V106H162V105H160L161 103ZM172 102V101H171ZM248 102H250V101H247V103ZM250 102V103H251ZM158 103H159V105H158ZM190 103V102H189ZM245 103V102H244ZM253 103V102H252ZM251 103V104H252ZM127 104H128V106H127ZM181 104H182V102H181ZM213 104H214V101H213ZM234 104V105H233ZM254 104V103H253ZM253 104H252V106H253ZM255 104H257L256 102H255ZM156 106V107H152V106ZM184 105H186V104H184ZM188 105V104H187ZM215 105V104H214ZM134 106V105H133ZM151 106V107H150ZM174 106V105H173ZM241 106H244V104L243 105H241ZM252 106H250L251 108H252ZM259 106H261V102L259 103ZM17 107V106H16ZM177 107H180V106H177ZM187 107V106H186ZM189 107V106H188ZM187 107V108H188ZM197 107V106H196ZM208 107V106H207ZM211 107V106H210ZM236 107H238V105L236 106ZM240 107V106H239ZM255 107H257L256 105H255ZM264 107V106H263ZM262 106L261 107H258V109L260 108H263ZM148 108H147V110H148ZM187 108H184V109H187ZM190 108V107H189ZM194 108V107H193ZM219 108V107H218ZM245 108H249V107H245ZM155 109H157L158 111H156ZM183 109V110H184ZM253 109V108H252ZM259 109V110H260ZM264 109V108H263ZM144 110H145V113L143 114V112H144ZM167 110V109H166ZM197 110H200L199 108L197 109ZM244 110H246V109H244ZM251 110V109H250ZM11 111V110H10ZM132 111V112H131ZM138 111V110H137ZM143 111V112H142ZM196 111V110H195ZM205 111V110H204ZM138 112H140V111H138ZM154 112V113H153ZM168 112V111H167ZM166 112V113H167ZM175 112H177V111H174L173 113H175ZM179 112V111H178ZM177 112V113H178ZM199 112V111H198ZM241 112V111H240ZM245 112V111H244ZM259 112H262V111H259ZM162 113V112H161ZM228 113V114H227ZM264 113V112H263ZM143 114V115H142ZM160 114V113H159ZM168 114H170V112L168 113ZM167 114V115H168ZM226 114L228 115V118L226 117ZM236 114V113H235ZM244 114H246V113H244ZM147 116H149V114H146ZM146 115H144V116H146ZM161 115V114H160ZM162 115H163V113H162ZM163 115V116H164ZM167 115H165V116H167ZM170 115H172V114H170ZM169 115V116H170ZM252 115V114H251ZM260 115V114H259ZM262 115V114H261ZM146 116V117H147ZM173 116V115H172ZM172 116H170L169 118H171ZM234 116V115H233ZM238 116V115H237ZM258 116V115H257ZM143 117V118H142ZM181 117V118H180ZM226 117V118H225ZM235 117V116H234ZM242 117V116H241ZM243 117H245V115L243 116ZM253 117V116H252ZM264 117V116H263ZM161 118H163V117H161ZM165 118H167V117H165ZM261 118V117H260ZM14 119H16V120H14ZM148 119H149V117H148ZM148 119L146 120V118H144V120L145 121H148ZM160 119V118H159ZM164 119V118H163ZM176 119V118H175ZM242 119H244V118H242ZM241 119V120H242ZM250 120V119H249ZM260 120V119H259ZM151 122H152V120H150ZM243 121V120H242ZM245 121V120H244ZM243 121V122H244ZM255 121V120H254ZM161 122V123H162ZM148 123V122H147ZM155 123H157V122H155ZM159 123V122H158ZM157 123V124H158ZM251 123V122H250ZM150 124V123H149ZM151 124H153V122L151 123ZM254 124V123H253ZM44 125V126H45ZM145 125V124H144ZM146 127H148L147 126V124L145 125ZM169 126V127H168ZM15 127V128H14ZM48 127V126H47ZM46 128V127H45ZM189 128H191V129H189ZM220 128V127H219ZM144 129H145V131H144ZM143 129V131L144 132H147L148 130L150 131V129L148 128V130L146 131V128H144ZM17 130V129H16ZM139 130V129H138ZM142 130V129H141ZM154 130V129H153ZM159 130V129H158ZM196 130H197V128H196ZM206 130V129H205ZM207 130H209V129H207ZM206 130V131H207ZM151 131H152V129H151ZM157 131V130H156ZM194 131V130H193ZM218 131V130H217ZM12 132V133H11ZM16 132V131H15ZM57 132H59V133H61L60 135H57V136H59L58 138H56L55 137V135L56 134H59V133H57ZM140 132V131H139ZM171 132V133H170ZM187 132V131H186ZM186 132H185V135H186ZM210 132V131H209ZM14 133V135L12 136L11 134H13ZM164 133V132H163ZM195 133H197V131L195 132ZM204 133V132H203ZM140 134H142V133H140ZM194 134V133H193ZM208 134V133H207ZM206 134V135H207ZM210 134V133H209ZM252 134V136H253V133H251ZM146 135H149V132L148 133H146ZM166 135V134H165ZM187 135H188V133H187ZM183 136L185 139L186 138H188V136ZM248 135V134H247ZM246 134L245 135H243V136H237V137H233V138H230V139H228V140H226L223 144H221V145H219L218 147H219V151H218V153H211L210 155H209V157L206 159L207 160V163L206 164H204V165H206L204 168H200L199 169V171H196V172H192V173H188V172H191V171H189V170H186V173L187 174H185L184 173V175H181V173L183 172H181V170H176V172H175V174L174 175H171L170 177H168V174H171V172L172 171H170L169 173L168 172H166V173H168L167 175H165V176H167V179H166V181L164 182H161L162 184H160V186H159V184H158V187H155L156 189H152L151 191H145V189H144V191L145 192H147L148 194L147 195H145V192L142 194V193H140L139 194V192H138V195L136 196V195H133L134 193H133V191H131L130 193H129V195L127 194H125L124 192V194L126 195V197H124V198H122V199H120L119 201H116V202H113V203H110L111 205H109V206H106L107 204H105V206L104 205H101V206H99V208H97V210H94L93 212H94V214L92 215V216H90L89 218V220H90V222H86L84 219V221H85V223H87V224H85V225H83L84 223H83V221H82V225H81V227H78V229H79V234H78V237L77 238H80L81 239V237H84V236H86L87 234H89V231L91 232V231H94L93 229H95V227L99 224V223H101V221L103 220V219H105V217H106V215L108 216L109 215V213H110V215H119V213L121 214V209H123V208H125V207H127V206H129L130 207V205L132 206V208L134 207H136V210H137V207L139 208V210L140 209H143V212H141V211H139L140 213H141V215H137V214H135V212H137V211H135V209H134V211L133 212H131L132 214L134 213L135 215H136V219H135V216L133 217V218H131V216H130V218L131 219H129V220H131V221H129L130 222V224H131V222H132V220L134 219V224L136 223V224H138L139 223V218L141 217V216H143L142 218H143V220H142V218H140V220H142L141 222L145 225V223H146V226L148 225H151L152 223H150V222H152L153 221V226H155L156 225V229L159 231V229L158 228H160V222L161 223H163V222H166L167 220H168V223H166V226H165V229H166V231L165 232H168L169 231V228L171 227V230H172V228H178V229H176L177 231H175V228H174V230H172V231H174V234H172L173 232H171V234L173 235L172 237H175V236H178L177 234H179V233H183V232H185L186 231V225L185 224H189V223H192V224H194V225H196L195 223H199L198 225L200 226V228L198 227V229H199V231H201L203 234H201V236L202 235H204V237H201V236H199L200 238H202L201 239V241H200V244L202 243V241H204V240H207V241H205V244H206V242H207V246L206 247H204V242H203V244H201V245H203V247H201L200 245L198 246V245H196L197 243L196 242H198V244H199V241H196L195 242V246H194V248H192V250L193 249H195L196 250V247H199L198 248V250H193V252H192V250L190 251V250H186V249H183V250H186V252L185 251H183V252H185V253H183V252H181L182 254H186L185 256V258H190V257H188V256H191V255H193V256H197V257H194L195 259H196V261L197 260H199V258H200V260H207V262H208V260L210 259V260H212V258L213 257H209V256H215V255H217L218 254V252L220 251V249L219 248H222V247H220L218 244H216V243H218V241L219 240H222V242H221V244H223V243H226V242H228V244L232 247V249H233V244H234V246H235V244L236 243H238V242H243V241H246L247 240V237L249 236V233H250V231H251V229H252V227H253V225H254V221L256 222V219L253 217V211L251 212L249 209L247 210V209H245V210H240V212L238 213V211L239 210H237L236 208V210H237V212H236V214L235 213H233L234 212V210L233 211H229V212H227V213H229V214H226V212L224 213L223 211L222 212H220V213H222V214H216V213H214L213 211H212V208L209 210V208H207L206 206H208V205H206V203H204L203 205H202V203L204 202H202V203H200V200H199V197H198V194L199 193H202V192H199L200 190L202 191V189L204 188V186H202V184H204V183H201L203 180H205V177H206V175H207V173H208V171H209V169L211 168V166L214 164V162L215 161H219L220 159L219 158H221L222 156H225L226 154H227V152H229L230 150H232V149H234V148H236L237 147V149L238 148H240V146L242 147V146H255V147H262V146H264V136H262V137H258V138H249L248 136H247ZM258 135H259V133H258ZM159 136V135H158ZM163 136V135H162ZM167 136V135H166ZM192 136V135H191ZM257 136V135H256ZM126 137H128V138H126ZM141 137V136H140ZM142 137H144L143 136V134H142ZM146 137V136H145ZM147 137H150V135L149 136H147ZM146 137V140L148 139ZM170 137H169V139H170ZM176 137H175V139H176ZM181 137V138H180ZM198 137H199V134H198ZM197 137V138H198ZM200 137H202V136H200ZM251 137V136H250ZM151 138V137H150ZM159 138H161V137H159ZM158 137H157V139H159ZM163 138V137H162ZM161 138V139H162ZM183 138V139H184ZM194 138L195 137H192V141L194 140ZM197 138H196V142H197ZM9 139H11V140H9ZM17 139V138H16ZM39 139V138H38ZM140 139V138H139ZM145 139V138H144ZM164 140H165V136H164V138H163ZM183 139H182V141H183ZM14 140H15V138H14ZM141 140L143 141V138H141ZM146 140H144V142L145 143H147L146 142ZM149 140V139H148ZM151 140V139H150ZM149 140V141H150ZM156 140V139H155ZM155 140L154 141H152L151 140V143L152 142H155ZM160 140V139H159ZM159 140H157V142H159ZM163 140V141H164ZM187 140V139H186ZM191 140H189V141H191ZM9 141V142H8ZM17 140H15L14 142H16ZM170 141V140H169ZM176 141V140H175ZM199 141H200V139H199ZM202 141V140H201ZM6 142L8 143V144H6ZM131 142V141H130ZM161 142V141H160ZM165 142V141H164ZM178 142H180V143H182L180 140L178 141ZM9 143H11V148L9 149L8 147H10V146H8V145H10ZM17 143V142H16ZM16 143H15V145L14 146H16ZM151 143H149L150 145L149 146H151L152 144ZM176 143V145H179V143H177V142H175ZM187 143V142H186ZM191 143V142H190ZM193 143V142H192ZM123 144H124V147H123ZM127 144V143H126ZM144 144V143H143ZM161 144V143H160ZM174 144V143H173ZM198 144H200V142L198 143ZM154 145H156L155 143H154ZM162 145V144H161ZM14 146H13V148H14ZM147 146H148V144H147ZM157 146H159L158 144L156 145V147H155V149L157 148ZM172 146H174V149H175V145H172ZM181 146V145H180ZM197 146V145H196ZM179 147V146H178ZM195 147V146H194ZM217 147V146H216ZM217 147V148H218ZM147 148V147H146ZM152 148V147H151ZM154 148V147H153ZM159 148H161V147H159ZM163 148H166V147H163ZM191 148V147H190ZM197 148H198V146H197ZM196 148V149H197ZM216 148V149H217ZM247 148V147H246ZM15 149V148H14ZM17 149V148H16ZM134 149V148H133ZM143 149H145V148H143ZM148 149V148H147ZM146 149V150H147ZM199 149V148H198ZM215 149V148H214ZM130 150V151H129ZM152 150H154V149H152ZM158 150V149H157ZM157 150H154L155 152L154 153H156V151ZM160 150V149H159ZM159 150H158V152L157 153H159ZM173 150V149H172ZM194 150V149H193ZM239 150V149H238ZM257 150V149H256ZM259 150V149H258ZM2 151L5 153H2ZM14 151H16V150H11L10 152H11V154H12V152H14ZM18 151V150H17ZM126 151H128L129 153L130 152H132L133 154H132V156H131V154H129V157H128V153L126 152ZM142 151V150H141ZM151 151V150H150ZM150 151H145L144 150V153L145 152H150ZM161 151V150H160ZM164 151V150H163ZM174 151V150H173ZM177 151V150H176ZM196 151V150H195ZM9 152V153H10ZM82 152H85L86 153V155H85V153H82ZM143 152V151H142ZM167 152H170V151H166L165 150V154L167 153ZM213 152V151H212ZM260 152V151H259ZM17 153V152H16ZM16 153H14L15 154V156L17 155ZM136 154H137V152H135ZM141 153V152H140ZM144 153H142V154H144ZM147 153V154H148ZM156 153V154H157ZM162 153V152H161ZM171 154H173V153H175V152H173L172 153V151L170 152ZM192 153V152H191ZM195 153V152H194ZM197 153H198V151H197ZM197 153H195V155L197 154ZM11 154H8V157L10 158V160H11V157H12V155ZM14 154H13V157L12 158H14ZM136 154H134V155H136ZM165 154H163L164 156H171V154L170 155H165ZM169 154V153H168ZM244 154V153H243ZM139 155V154H138ZM158 155V154H157ZM161 155V157L163 156L162 154H160ZM242 155V154H241ZM17 156H19V155H17ZM90 156V157H89ZM146 156V155H145ZM149 156V155H148ZM148 156H146V157H148ZM163 156V157H164ZM172 156H175V154L174 155H172ZM172 156H171V159L173 160L174 159V157L172 158ZM176 156H177V154H176ZM175 156V157H176ZM193 156V155H192ZM190 157L191 159L193 158L194 159V157L195 156H193V157ZM199 156V155H198ZM7 157V158H8ZM138 157V156H137ZM140 157V156H139ZM142 157V156H141ZM150 157H151V159H150ZM149 157V159L150 160H152L151 162H153L154 160L152 159V157H154V156H150ZM181 158V156H178V157H176L177 159L178 158ZM241 157V156H240ZM246 157V156H245ZM258 157H259V155H258ZM2 158V157H1ZM0 158V159H1ZM9 158H8V162L10 161L9 160ZM175 158V159H176ZM87 159H90V160H88V162H87ZM138 159V158H137ZM140 159V158H139ZM148 159V158H147ZM155 159H157V157L155 156ZM162 159V158H161ZM166 159V158H165ZM165 159H163V161L165 160ZM167 159H169V158H167ZM166 159V160H167ZM171 159H169L170 160V162H171V164H174V162L172 163V160ZM219 159V160H218ZM237 159V158H236ZM242 159V158H241ZM4 160V159H3ZM36 160V159H35ZM57 160V161H56ZM78 160V161H79ZM165 160V161H166ZM182 160V159H181ZM181 160H177V162L178 161H181ZM183 160H186V159H183ZM182 160V161H183ZM187 160H189V161H192V160H190V159H188L187 158ZM4 161H6V160H4ZM6 161V162H7ZM15 161H17V158H16V160ZM21 161V160H20ZM58 162V163H56V164H54V162ZM77 161V160H76ZM83 161H84V163H83ZM136 161H138V160H136ZM162 161V160H161ZM168 161V160H167ZM181 161V162H182ZM2 161L0 160V163H1ZM85 162H87V164L85 163ZM120 162H121V164H125V163H122V162H126V164H125V166H124V168L122 167V168H119L118 167V169H117V166H119L120 165ZM132 162H134V163H132ZM149 162V161H148ZM156 161H154L153 162V164L155 163ZM159 162V163H158ZM169 162V161H168ZM168 162H165L164 163V165L166 164L167 165V163ZM170 162L168 163V165H170ZM239 162V161H238ZM5 163V162H4ZM3 162L1 163L2 165L4 164ZM139 163V162H138ZM157 163H158V165L155 167L156 169H157V167H158V169L159 170H161L160 169V167H159V165H163V164H161L160 163V158H159V161H157ZM187 163V162H186ZM205 163V162H204ZM237 163V162H236ZM16 164V163H15ZM53 164V165H52ZM69 164V163H68ZM152 164V163H151ZM152 164V165H153ZM175 164H176V160H175ZM177 164H180V163H177ZM216 164V163H215ZM243 164H245V163H243ZM248 164H250V163H248ZM1 165V166H2ZM6 165H8V164H6ZM133 165V166H132ZM144 165V164H143ZM148 165V164H147ZM151 165V166H152ZM166 165H165V168L167 169V167H168V165H167V167H166ZM182 165V164H181ZM181 165H176L178 168L179 167H181ZM241 165V164H240ZM0 166V168H2ZM4 166V165H3ZM49 166V167H50ZM136 166H138V165H136ZM146 166V165H145ZM149 166V165H148ZM150 166V167H151ZM172 166V165H171ZM176 166H174V167H176ZM203 166V165H202ZM220 166V165H219ZM251 166V165H250ZM120 167H121V165H120ZM162 167V166H161ZM164 167V166H163ZM162 167V169L164 170V168ZM184 167V166H183ZM4 168H5V166H4ZM4 168H2V169H4ZM12 168H14V167H12ZM137 168V167H136ZM135 168V169H136ZM148 168V167H147ZM152 168H153V166H152ZM169 168V167H168ZM187 168V167H186ZM185 168V169H186ZM238 168V167H237ZM244 168V167H243ZM7 169V168H6ZM58 169V168H57ZM57 169H54V168H52V170H55V171H52L51 170V168L49 169V171L51 170L52 172H56L57 171ZM145 169V168H144ZM151 169V168H150ZM156 169H154V170H156ZM170 169V168H169ZM169 169H168V171H169ZM193 169V168H192ZM224 169V168H223ZM240 169V168H239ZM5 170V169H4ZM3 170V171H4ZM12 170V169H11ZM16 170V169H15ZM139 170H141L140 168H139ZM158 170V171H159ZM163 170H161V172L163 171ZM171 170H172V167H171ZM194 170H195V168H194ZM244 170V169H243ZM5 171H7V170H5ZM4 171V172H5ZM146 171V170H145ZM157 171V170H156ZM155 171V172H156ZM157 171V172H158ZM165 171V170H164ZM163 171V172H164ZM167 171V170H166ZM173 171H175V169L173 168ZM188 171V172H187ZM225 171V170H224ZM239 171V170H238ZM259 171V170H258ZM4 172H1L2 174L4 173ZM120 172V171H119ZM118 172V173H119ZM144 172V171H143ZM147 172H148V170H147ZM160 172V171H159ZM159 172H158V175L157 176H160L159 175ZM184 172H185V170H184ZM248 172V171H247ZM33 173V172H32ZM36 173V172H35ZM165 173V172H164ZM245 173V172H244ZM2 174H1V177H2ZM6 173H4V175H5ZM11 174V173H10ZM9 173H8V175H10ZM121 174V172L119 173V174H117V175H120ZM135 174L136 173H134V177H135ZM147 174V173H146ZM151 174L153 175L152 176V178L154 179V172L152 173L151 172ZM163 174V173H162ZM179 174H180V176H179ZM240 174V173H239ZM3 175V178H5V179H9V178H6L7 177V174H6V176H4ZM112 175V174H111ZM113 175H114V173H113ZM116 175V176H117ZM150 175V174H149ZM122 177H124V175H121ZM120 176V177H121ZM142 176H145V175H142ZM156 175H155V177L157 178V180H158V177H157ZM162 176H164V175H162ZM238 176V175H237ZM244 176V175H243ZM250 176V175H249ZM0 177V179H2ZM38 177V176H37ZM104 177H106L107 178V176H104ZM110 178L112 177V176H109ZM109 177L107 178V181H110L111 179H109ZM121 177V178H122ZM140 177V176H139ZM138 176H137V178H139ZM145 177H147V176H145ZM149 177V176H148ZM221 177V176H220ZM254 177H255V175H254ZM40 178V177H39ZM64 178H63V180H64ZM102 178L105 180H103V181H101L102 180ZM119 177L117 176L116 178H114V176L112 177V179L114 180L113 182L115 183V179H118ZM156 178H155V181H157L156 180ZM166 178V177H165ZM242 178V177H241ZM4 179V180H5ZM57 179H59V178H57ZM101 179V180H100ZM120 179V178H119ZM119 179H118V181H119ZM145 179V178H144ZM150 179V178H149ZM162 178H160L159 177V181L161 180ZM221 179V178H220ZM230 179V178H229ZM239 179V178H238ZM251 179V181H252V178H250ZM10 180V179H9ZM63 180H60L61 182L63 181ZM87 180H90L91 182H89V183H87L86 181ZM98 180H100V181H98ZM163 180V179H162ZM161 180V181H162ZM226 180V179H225ZM2 181H3V179H2ZM2 181H0V182H2ZM34 181H35V179H34ZM39 181H41V180H39ZM117 181V180H116ZM151 181H153L152 179H151ZM158 181V182H159ZM232 181V180H231ZM235 181V180H234ZM8 182V181H7ZM55 183L57 182V181H54ZM111 182V181H110ZM134 182H135V180H134ZM211 182V181H210ZM230 182V181H229ZM228 182V183H229ZM242 182V181H241ZM246 182V181H245ZM11 183V182H10ZM31 183H32V181H31ZM35 183H37V182H35ZM60 182H58V184H59ZM136 183H138V182H136ZM135 183V184H136ZM143 183V182H142ZM149 183V182H148ZM153 183V182H152ZM207 183V182H206ZM239 183H240V181H239ZM4 184H6V182L4 183H2V184H0V186H4ZM8 184H9V182H8ZM50 184V183H49ZM61 184V183H60ZM74 184H76V185H74ZM96 184H98V183H95V186H97ZM101 184V183H100ZM107 184H109L108 182H107ZM243 184H244V182H243ZM250 184V183H249ZM7 185V184H6ZM13 185V184H12ZM36 185V184H35ZM53 185H55V184H53ZM81 185V186H80ZM93 185V184H92ZM99 185V184H98ZM218 185V184H217ZM51 186V185H50ZM58 186V185H57ZM56 185H55V189H56V191H51V192H49V195L47 194V196L46 197H48V199H50L53 203H57L58 201H62V200H64L65 198H66V196L67 195H69V193H71V191L69 190V188H68V191H69V193L67 192V190H59V188L57 187ZM94 186V185H93ZM105 185H100V188H98L99 186H97V188H98V190H101V188H103ZM139 186V185H138ZM232 186V185H231ZM230 186V187H231ZM236 186H238L237 184H236ZM247 186V185H246ZM8 187H10V185L8 186L7 185V188ZM23 187H25L26 189H25V192H26V194H23V196L24 195H26V196H28L27 194L29 193V191L31 192L32 190H28V188L26 187V186H23ZM70 187V186H69ZM81 187V188H80ZM90 187V186H89ZM107 187V186H106ZM106 187H104L101 191H103V190H105V188ZM111 187V186H110ZM141 187V186H140ZM144 187H145V185H144ZM151 187V186H150ZM149 187V188H150ZM153 187V186H152ZM151 187V188H152ZM2 188V187H1ZM50 188H52V187H50ZM86 188H88V187H86ZM85 188V189H86ZM92 188V187H91ZM90 188V191H94V188H96V187H94L93 188V190ZM97 188L95 189V190H97ZM139 188V187H138ZM147 188V187H146ZM207 188V187H206ZM215 188V187H214ZM220 188H222V187H220ZM233 188H234V186H233ZM6 189V188H5ZM13 189V188H12ZM12 189H11V193H13L12 192ZM205 189V188H204ZM219 189V188H218ZM235 189H237V188H235ZM243 189H244V187H243ZM1 190V189H0ZM4 190V189H3ZM13 190H15V189H13ZM26 190H28V191H26ZM37 190V189H36ZM41 191H42V189H40ZM88 190V189H87ZM87 190H80V191H82L83 193L84 192H86ZM95 191V193H97V192H99V191ZM154 190V191H153ZM206 190V189H205ZM213 190V189H212ZM2 191V190H1ZM10 191V190H9ZM75 191H77V190H75ZM79 191V190H78ZM77 191V192H78ZM89 191V190H88ZM87 191V192H88ZM140 191V190H139ZM141 191H142V189H141ZM140 191V192H141ZM211 191V190H210ZM240 191V190H239ZM241 191H242V189H241ZM4 192H6V191H3V194H4ZM28 192V193H27ZM39 192V191H38ZM86 192V193H87ZM128 192V191H127ZM209 192V191H208ZM222 192V191H221ZM243 192V191H242ZM1 193V192H0ZM10 193V194H11ZM32 193V192H31ZM35 193V192H34ZM81 193V192H80ZM90 193V192H89ZM94 192H92V194H93ZM193 194L194 195V197H193V195L191 196L190 195V197L187 195V194ZM214 193H215V190H214ZM237 193V192H236ZM9 194V192L7 193V195ZM33 194V193H32ZM31 194V195H32ZM38 194V193H37ZM41 194V193H40ZM91 194V193H90ZM123 194V195H124ZM137 194V193H136ZM207 194H209V193H207ZM217 194V193H216ZM240 194H243V193H240ZM13 195V194H12ZM33 195H36V194H33ZM44 195V194H43ZM42 195V196H43ZM71 195H73V194H71ZM71 195H69L68 196V198L70 199V197H71ZM85 197L88 195V194H83ZM200 195V194H199ZM202 195H204V194H202ZM201 195V196H202ZM215 195V194H214ZM84 196H83V199H84ZM210 196V195H209ZM213 196V195H212ZM247 196V195H246ZM7 197V196H6ZM25 197V196H24ZM29 197V196H28ZM36 197H38V196H36ZM36 197H35V199H36ZM44 197V196H43ZM42 197V198H43ZM153 197V198H152ZM208 197V196H207ZM223 197H225V196H223ZM10 198V197H9ZM66 199V200H69V199ZM72 198H73V196H72ZM201 198V197H200ZM226 198V197H225ZM252 198H254V197H252ZM23 199V198H22ZM31 199V198H30ZM34 199V200H35ZM38 199H41V198H37V200ZM116 199V198H115ZM203 199V198H202ZM201 199V200H202ZM211 199V198H210ZM256 199V198H255ZM260 199V198H259ZM43 200V199H42ZM47 200V199H46ZM72 200V199H71ZM205 200H207V199H205ZM213 200V199H212ZM216 200V199H215ZM225 200V199H224ZM227 200V199H226ZM239 200H240V198H239ZM245 200V199H244ZM249 200V199H248ZM252 200V199H251ZM250 200V201H251ZM39 201H41V200H39ZM231 201H233V200H231ZM246 201V200H245ZM250 201H249V203H250ZM253 201V200H252ZM36 202H38V201H36ZM44 202H45V198H44ZM86 202V201H85ZM217 202V201H216ZM228 202V201H227ZM247 202V201H246ZM38 203H40V202H38ZM148 203V204H147ZM213 203V202H212ZM231 203V202H230ZM254 203V202H253ZM256 203V202H255ZM26 204V203H25ZM37 204V203H36ZM135 204H137V205H140V206H136ZM210 204V203H209ZM233 204H236V203H233ZM32 205V204H31ZM49 204H47V205H45V206H48ZM141 205H142V208H141ZM214 205H215V203H214ZM244 205V204H243ZM251 204H249L248 206H250ZM256 205V204H255ZM254 205V206H255ZM19 206V205H18ZM58 206V205H57ZM111 206V207H110ZM144 206L145 207H151L150 209H149V207L148 208H144ZM258 206V205H257ZM264 206V205H263ZM1 207V206H0ZM40 207V206H39ZM50 207V206H49ZM64 207V206H63ZM104 207H107L108 208V210L107 211H105L104 210ZM129 207L127 208V210H126V212L127 211H129L130 209H129ZM217 207H218V209H219V206L217 205ZM238 207V206H237ZM241 207V206H240ZM243 207H245V206H243ZM41 208V207H40ZM44 208V207H43ZM46 209H47V207H45ZM51 208V207H50ZM60 208V207H59ZM110 208V209H109ZM131 208V209H132ZM216 208V207H215ZM214 208V209H215ZM230 208V207H229ZM250 208V207H249ZM258 208V207H257ZM256 208V209H257ZM260 208H261V206H260ZM21 209V208H20ZM34 209V208H33ZM42 209V208H41ZM45 209V210H46ZM118 209H120V210H118ZM144 209H146L147 211H148V209H149V215H151V216H149L148 215V217H146L147 216V214H145L146 213V211H144ZM253 209V208H252ZM256 209H255V211H256ZM29 210H31V209H29ZM37 210V209H36ZM115 210H118V211H120L118 214H115V213H111V212H114ZM247 210V211H246ZM264 210V209H263ZM38 211V210H37ZM40 211V210H39ZM50 211H52L51 209H50ZM102 211H104V212H106V214H104V212H102ZM117 211V212H118ZM243 213H246V215H247V213L250 211V213L252 214V219H255V220H249V219H246V218H239V214L241 215V214H243ZM257 211H258V209H257ZM256 211V212H257ZM23 212H25V211H23ZM27 212V211H26ZM31 212V211H30ZM58 212V211H57ZM57 212H55V213H57ZM60 212V211H59ZM63 212V211H62ZM116 212V213H117ZM125 212V210H123V212L122 213H124ZM125 212V213H126ZM139 212H137V213H139ZM216 212H218V211H216ZM255 212V214L256 215H258V212L256 213ZM61 213V212H60ZM100 213H103V215L102 214H100ZM128 213H130V212H128ZM127 213V214H128ZM143 213H144V215H143ZM248 214L249 216L251 215V214ZM25 214V213H24ZM44 214H46L45 212H44ZM49 214H51V212L49 213ZM59 214V213H58ZM131 214V215H132ZM133 214V215H134ZM224 214V215H223ZM0 215H2V217H15V216H17V214H15V213H13L12 212V210L10 209V208H8V209H6V210H3V211H1V214ZM22 215V214H21ZM27 215H28V213H27ZM52 215H53V213H52ZM122 215V214H121ZM126 215V214H125ZM128 215H130V214H128ZM244 215V214H243ZM243 215H241V216H243ZM246 215H245V217H246ZM24 216H26V215H24ZM29 216V215H28ZM41 216H43V214H41ZM49 217V215H46L45 217ZM55 216V215H54ZM56 216H58V215H56ZM127 216V215H126ZM139 218H138V217ZM238 216V217H237ZM255 216V215H254ZM60 217V216H59ZM118 217V216H117ZM120 217H122V216H120ZM258 217V216H257ZM263 217V216H262ZM49 218H53V217H49ZM48 218V219H49ZM55 218V217H54ZM112 218V217H111ZM138 218V219H137ZM11 219H13V218H11ZM107 219V218H106ZM105 219V220H106ZM124 219V218H123ZM122 219V220H123ZM260 219L261 218H259L258 220L260 221ZM110 220V219H109ZM108 220V221H109ZM112 220H113V218H112ZM111 220V221H112ZM117 220V219H116ZM257 220V221H258ZM264 220V219H263ZM263 220H261V223H259L258 222V225L259 224H263L262 223V221ZM37 221V220H36ZM49 221V220H48ZM47 221V222H48ZM57 221V220H56ZM104 221V220H103ZM107 221V220H106ZM110 221V222H111ZM115 221V220H114ZM119 221V220H118ZM136 221V222H135ZM43 222V221H42ZM116 222V221H115ZM114 222V223H115ZM129 222L126 224V222H123L124 224H126V227H125V225L124 226H122V227H125V228H127V229H125V230H127V231H130V226L133 224H131V225H128L129 224ZM140 222V223H141ZM44 223V222H43ZM104 223H106V222H104ZM102 224L103 226L105 225V224ZM119 223H120V221H119ZM148 223H150V224H148ZM159 224L158 226H157V224ZM42 224V223H41ZM45 224V223H44ZM116 224V223H115ZM134 224H133V226H134ZM135 224V225H136ZM256 224H257V222H256ZM39 225V224H38ZM100 225V224H99ZM111 225H112V223H111ZM127 225L129 226V227H127ZM139 225V227H141L142 225H140V224H138ZM138 225H137V227H138ZM261 225H260V227H261ZM264 225V224H263ZM262 225V226H263ZM79 226H80V224H79ZM102 226V227H103ZM106 226H108V225H106ZM119 226V225H118ZM118 226H116V227H118ZM153 226L151 225V226H149V227H147V229H148V231H150L149 229H150V227H152L153 228ZM193 226V225H192ZM255 226V225H254ZM76 227V226H75ZM97 227H99V226H97ZM96 227V228H97ZM100 227H101V225H100ZM121 227V228H122ZM135 227V226H134ZM258 227V226H257ZM256 227V228H257ZM264 227V226H263ZM262 227V228H263ZM109 228V227H108ZM113 228H115L114 227V225H113ZM128 228H129V230H128ZM142 228V227H141ZM143 228H145V226H143ZM152 228H151V230H152ZM197 227H195V229H196ZM76 229V228H75ZM78 229H77V231H78ZM97 229H99V228H97ZM97 229H95V230H97ZM110 229H111V227H110ZM110 229H108L109 231H110ZM124 229V228H123ZM132 229H133V227H132ZM138 229V228H137ZM136 229V227H135V231L137 230ZM140 229V228H139ZM147 229L145 228V229H141V231L140 232H143V230H145L143 233H144V235H142V236H140L141 234H143V233H141L140 235H139V233L137 234V237L135 236H132L134 233L136 234V232H133V230H131L132 231V233L133 234H131V232L130 233H128V234H130L132 237L130 238V236L129 235H127L128 237V239L130 240V242H132L131 240L133 239V243H134V241L135 240H139L140 241V239H142L141 237H146L149 233H146L145 234V232H147ZM193 229H194V227H193ZM255 229V228H254ZM30 230V229H29ZM101 230V229H100ZM105 230V229H104ZM114 229H112V231H113ZM157 230H153L154 231V233H156V235L155 234H153L152 232L149 234V235H151L152 236V239H153V235H155V237L157 238V235H159L157 232ZM253 230V229H252ZM257 230V229H256ZM263 230V229H262ZM75 232H76V230H74ZM74 231H72V234H73V232ZM109 231H107L108 233H109ZM121 231V230H120ZM254 231V230H253ZM96 232V231H95ZM160 232V231H159ZM179 232V233H178ZM194 232V231H193ZM33 233V232H32ZM98 233H100V232H98ZM114 233L116 234L117 233V230H115L114 231ZM124 233H126V232H124ZM175 233H177L176 235H175ZM261 233V232H260ZM259 232L257 233V236H258V234H260ZM65 234V233H64ZM64 234L62 235V238L64 237ZM69 234V233H68ZM67 234V235H68ZM71 234V235H72ZM102 233H100V235H101ZM103 234H105L104 235V238H106V240L108 239V238H110L111 237V234H112V240H116L120 235L117 233L116 235L118 236H115V234L113 235V233H110L109 235H107V237H105L106 236V233H103ZM194 234H195V232H194ZM256 234V233H255ZM254 234V236H256ZM262 234H264V231H263V233ZM262 234H260L261 235V237H262ZM94 235H96V234H94ZM93 235V236H94ZM98 235V234H97ZM138 235H139V237H138ZM175 235V236H174ZM102 236V235H101ZM108 236H110V237H108ZM151 236H149V237H151ZM28 237V236H27ZM60 237H61V235H60ZM72 237V236H71ZM70 237V238H71ZM95 237V236H94ZM100 237V236H99ZM113 237H117V238H113ZM121 237V236H120ZM134 237V238H133ZM148 237V236H147ZM159 237H160V235H159ZM171 237V238H172ZM178 237H180V236H178ZM199 237H198V239H199ZM260 237V236H259ZM260 237V238H261ZM264 237V236H263ZM262 237V238H263ZM58 238V237H57ZM56 238V239H57ZM90 238V237H89ZM125 237H124V235H123V239H124ZM136 238V239H135ZM140 238V239H139ZM176 239H178L177 241H179V238H177V237H175ZM197 238V237H196ZM252 238V237H251ZM55 239V240H56ZM59 239V238H58ZM57 239V240H58ZM75 239V238H74ZM96 239V238H95ZM119 239H121V238H118L117 239V241H119ZM126 239V238H125ZM135 239V240H134ZM194 239H195V237H194ZM197 239V240H198ZM249 239V238H248ZM254 239V238H253ZM259 238H257V240H258ZM264 239V238H263ZM54 240V239H53ZM61 240V239H60ZM86 240V239H85ZM92 240H93V238H92ZM92 240H90V241H92ZM106 240H102L101 241V239L99 240L98 239V241L100 242H102L101 243V249H102V251L104 252V249H107L106 250V252L107 251H109V250H111V252L108 254V256L105 254L104 255V253L103 254H99L101 251L97 248L96 250H99L100 252H98L97 254V256H100V257H98V259L100 258L101 259V256L102 255H104L105 257H106V259L105 258H102V260L103 259H105V260H109L110 261V259H112L111 257H113L114 256V254H115V247H113L114 249H113V251H114V253H113V251H112V249H109V243H108V240L106 241ZM111 240V239H110ZM110 241V243L111 242H113V241ZM114 240V241H115ZM122 240V239H121ZM128 240V241H129ZM138 240H137V243H138ZM144 240V239H143ZM148 240V239H147ZM172 240V239H171ZM196 240V239H195ZM195 240H192L193 242L195 241ZM200 240V239H199ZM260 240V239H259ZM80 241V240H79ZM94 241H97V240H94ZM104 241H106L109 245H108V247L106 248L105 246H107L106 244L107 243H105ZM116 241V242H117ZM125 241H127V239L125 240ZM125 241H123L124 242V244L125 243H127V242H125ZM145 241V240H144ZM154 241H155V243L154 244H156L159 240H157V242H156V240L154 239ZM173 241H175L176 242V244H178L177 243V241L175 240V239H173ZM191 241V242H192ZM208 241L209 242H211V244L209 243L208 244ZM223 241H226V242H223ZM251 241H252V239H251ZM55 241H52L51 242V244H53ZM57 242V241H56ZM55 242V243H56ZM59 243H60V241H58ZM65 242V241H64ZM70 242V241H69ZM89 242V241H88ZM99 242H97V244L99 243ZM103 242L105 243L104 244V246L103 247H105V248H102V245H103ZM123 242H121V243H123ZM130 242H129V244H130ZM172 242V241H171ZM174 242V243H175ZM192 242V243H193ZM216 242V243H215ZM247 242V241H246ZM250 242V241H249ZM261 242H263L264 243V241H261ZM54 243V244H55ZM79 243V242H78ZM84 243V242H83ZM95 243V242H94ZM114 243V242H113ZM164 244H166V242H163ZM168 243V242H167ZM173 243V244H174ZM180 243H182V241L180 242ZM179 243V244H180ZM248 243V242H247ZM90 244V243H89ZM88 244V245H89ZM96 244V243H95ZM117 244H120V242L119 243H117ZM116 244V246H119V245H117ZM122 245V244H120V245H122L121 247L122 248H120L121 250H123V248H126L127 246L126 245ZM129 244H127V245H129ZM132 244V243H131ZM141 244V243H140ZM143 244H145V243H143ZM159 244H161V242L160 243H157L156 245H157V247H159L158 245ZM163 244V245H164ZM171 244V243H170ZM175 244V245H176ZM184 244V242L182 243V244H180V245H183ZM228 244H225V251H226V246L228 245ZM239 244V243H238ZM250 244V243H249ZM259 244H260V241H259ZM69 245V244H68ZM75 245V244H74ZM113 244H111V246H112ZM215 245H217V247L215 246ZM237 245V244H236ZM253 245V244H252ZM257 245V244H256ZM51 246V245H50ZM55 246H56V244H55ZM55 246H53V247H55ZM60 246V245H59ZM73 246V245H72ZM96 246V245H95ZM114 246V245H113ZM124 246H126V247H124ZM131 246H133L134 247V245H131ZM148 246V245H147ZM162 246V245H161ZM172 246V245H171ZM218 246H219V248H218ZM222 246V245H221ZM262 247H264L263 245H261ZM48 247V246H47ZM52 247V248H53ZM62 247V246H61ZM60 247V249H62ZM81 247V246H80ZM132 247V248H133ZM137 247V246H136ZM138 247H140V246H138ZM149 247V246H148ZM153 247V246H152ZM156 247V248H157ZM168 247H169V245H168ZM184 247V246H183ZM192 247V246H191ZM200 247H201V249H200ZM231 247H227V249L228 248H231ZM250 247V246H249ZM257 247H259V246H257ZM72 248V247H71ZM70 248V249H71ZM86 249H87V247H85ZM93 248V247H92ZM119 248V247H118ZM127 248H129V247H127ZM141 248V247H140ZM145 248V247H144ZM147 248V247H146ZM150 248V247H149ZM174 248V247H173ZM172 248V249H173ZM182 247L180 246V249H181ZM218 248V249H217ZM253 247H251V249H252ZM55 249V248H54ZM65 249V248H64ZM66 249H68V248H66ZM159 249V248H158ZM176 249V248H175ZM178 249V250H177ZM176 250L178 251H176V253L174 254L173 252H169L170 254L171 253H173V254H171V258L173 259L174 257L176 258V255H178V253H179V248H177ZM223 249V248H222ZM249 249V248H248ZM250 249V250H251ZM259 249H261V248H259ZM259 249L257 250L258 252L257 253H259ZM59 250V249H58ZM73 250V249H72ZM95 250V249H94ZM95 250V251H96ZM129 250V249H128ZM131 250V249H130ZM129 250V251H130ZM136 250V249H135ZM155 250V249H154ZM164 250V249H163ZM168 250H170V249H168ZM231 250V249H230ZM53 251V250H52ZM90 251V250H89ZM116 251H118V250H116ZM123 251H125V249L123 250ZM122 251V252H123ZM127 251V250H126ZM129 251H127L128 253H129ZM138 250H136V252L134 253V248H133V250H131L130 251V254H132V252L134 253V254H136V253H138L137 252ZM224 251V250H223ZM223 251H220V252H222L223 253ZM57 252V251H56ZM55 252V253H56ZM60 252V251H59ZM64 252H67V251H64ZM105 252V253H106ZM118 252H120V251H118ZM118 252H116V254H119ZM127 252H123L124 254H122V253H120L121 255H125L126 256V254L125 253H127ZM144 252V251H143ZM146 252V251H145ZM164 252V251H163ZM167 252V251H166ZM219 252V254H221ZM255 252V255L257 254L256 253V251H254ZM261 253H263L264 254V251H260ZM96 253V252H95ZM127 253V256L129 255ZM139 253H140V251H139ZM149 253V252H148ZM159 253V252H158ZM160 253H162V251H160ZM189 253V254H188ZM225 253V252H224ZM252 253V252H251ZM261 253H259V254H261ZM80 254V253H79ZM111 254V257L109 256ZM112 254H113V256H112ZM115 254V255H116ZM141 254V253H140ZM143 254V253H142ZM154 254H156V252L155 253H153L152 255H154ZM163 254V253H162ZM181 254V256H183ZM215 254V255H214ZM121 255H119V256H121ZM143 255H145V253L143 254ZM142 255V256H143ZM157 255V257L159 256V258L161 259V261L162 262H164V259H162V256H160V255H158V254H156ZM173 255V256H172ZM226 255H227V253H226ZM225 255V256H226ZM258 255V254H257ZM262 255V254H261ZM1 256V255H0ZM103 256V257H104ZM117 256V255H116ZM116 256H114L115 258H116ZM129 256H131V255H129ZM145 256H147V255H145ZM165 256H168V258H169V254L167 255H165V252H164V257L163 258H167V257H165ZM260 256V255H259ZM1 257H3V256H1ZM0 257V258H1ZM95 257H96V255H95ZM107 257H109L108 259H107ZM114 257H113V259H114ZM136 257V256H135ZM154 257H155V255H154ZM180 257V256H179ZM202 257H204V258H202ZM221 257V256H220ZM262 257V256H261ZM4 258V257H3ZM3 258H1V259H3ZM97 258V257H96ZM118 258V257H117ZM125 258V257H124ZM123 258V259H124ZM144 258V257H143ZM167 258V259H168ZM184 258V259H185ZM192 258V257H191ZM215 258H216V256L214 257V260H215ZM5 259V258H4ZM10 260V258H7V260ZM14 259V258H13ZM72 259V258H71ZM76 260H77V258H75ZM97 259V260H98ZM99 259V260H100ZM127 259V258H126ZM133 259V258H132ZM139 259V258H138ZM137 259V261L138 262H142V259H141V257H140V261ZM167 259H165V261L167 260ZM171 259V260H172ZM179 260L181 259V257L180 258H178ZM183 259V260H184ZM221 259V258H220ZM264 260V257H262L261 258V260H260V258H258V260H260V261H263ZM6 260V261H7ZM7 261L8 262V264H12V263H14V262H11V261H13V260H11V261ZM16 260V259H15ZM18 260V259H17ZM93 260V259H92ZM102 260H100V262L102 261ZM105 260H103V261H105ZM157 260L160 262V260L157 258ZM169 260V262H171L170 261V258L168 259ZM178 260V262H177V260L174 262L175 264H179L180 263V261H182V260H180L179 261ZM186 260V259H185ZM209 260V261H210ZM218 260V259H217ZM4 261V260H3ZM2 262V260H1V262L3 263V264H7V262ZM33 261V260H32ZM31 261V262H32ZM39 261V260H38ZM38 261H36V262H38ZM49 261V260H48ZM57 261V260H56ZM59 261V260H58ZM65 260H62V262H64ZM102 261V262H103ZM112 262H113V260H111ZM110 261V262H111ZM131 261V260H130ZM153 261V260H152ZM151 261V262H152ZM155 261H156V259H155ZM155 261H154V263H155ZM173 261H174V259H173ZM195 261V262H196ZM253 261V260H252ZM0 262V263H1ZM11 262V263H10ZM28 262V261H27ZM30 262V261H29ZM46 262V261H45ZM98 262V261H97ZM101 262V263H102ZM106 263H107V261H105ZM109 262V263H110ZM111 262V263H112ZM114 262H116V260L114 261ZM118 262V261H117ZM138 262H137V264H138ZM146 262V261H145ZM167 262V261H166ZM185 262H188V261H185ZM201 262V261H200ZM236 262V261H235ZM243 264H244V262H243V260L241 261ZM255 262V261H254ZM258 263L257 264H260L259 263V261H257ZM264 262V261H263ZM263 262H261V263H263ZM1 263V264H2ZM15 263H17V264H20V263H22V262H15ZM25 262H23V264H24ZM66 263H68V262H66ZM74 263V262H73ZM93 263H95V262H93ZM104 263V262H103ZM109 263H107V264H109ZM148 263V262H147ZM153 263V262H152ZM161 263V262H160ZM159 263V264H160ZM189 263H191V262H189ZM198 263V262H197ZM196 263V264H197ZM26 264V263H25ZM96 264V263H95ZM105 264V263H104ZM117 264V263H116ZM120 264V263H119ZM122 264H124V263H122ZM130 264V263H129ZM132 264H133V262H132ZM149 264V263H148ZM157 264V263H156ZM162 264V263H161ZM163 264H165V262L163 263ZM166 264H168V263H166ZM173 264V263H172ZM192 264V263H191ZM210 264V263H209ZM217 264V263H216ZM234 264V263H233ZM237 264V263H236ZM256 264V263H255ZM264 264V263H263Z\"/></svg>",
	"mask_w": 264,
	"mask_h": 264
}]
</instances>
